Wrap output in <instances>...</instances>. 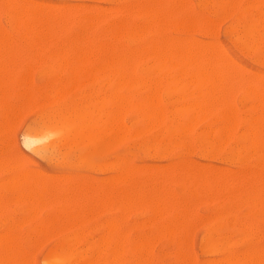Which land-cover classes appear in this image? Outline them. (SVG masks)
Returning <instances> with one entry per match:
<instances>
[{
	"label": "rangeland",
	"instance_id": "374dc122",
	"mask_svg": "<svg viewBox=\"0 0 264 264\" xmlns=\"http://www.w3.org/2000/svg\"><path fill=\"white\" fill-rule=\"evenodd\" d=\"M11 1L12 0H10V2ZM29 1L28 0H16V2H15V0H14L13 3L11 2V4H10L9 0H2V2L0 0V3H1V5H0V8H1L0 9V38L1 39L0 40H2V43H0V51L2 49V51L0 53V76H1L0 78H3V76H4L3 81H1V83H0V89H1L0 90V185L3 187V188L0 187V199L2 200V201L0 200V208H1L0 209V235L2 234L1 237L6 236V237H4V240H6V241H7L8 235H9V238H8L9 242H7V248L5 249V251H3L4 249H2L3 253H1L2 251H0V255L4 256L3 259H0V262L2 264H4V263L6 264V262L9 264V262L12 261V263L10 262V264H15L16 262H17V264H20L19 262H21V264H22V260L24 259L23 264H52L51 259H50L51 255L55 251L65 249L66 253L68 254V259H67V262L65 264H85V263L87 264V261L89 263L90 259H92V261H93V259H95V258L96 259L93 262L91 261L90 264H95V263H99V262H102V264H112L114 262V260H115L116 264H129V263L132 264L134 261H136V262H134L135 264H146V262H147V264H179L178 261H180V264H182V263L183 264H204V262H205V264H207V262H208V264H213V263H218V261H220L222 259L224 260L225 258L227 260L230 259V262L226 261V259L224 260V261H226L225 262L226 264H232L233 262L235 264H240L241 257L243 255L245 256L248 252L253 250L254 253L258 252L257 254L255 253L256 255L262 254V256H263V258H262V256L259 255V257H258L259 260L257 263L262 264V262H263V264H264V208H263L264 207V181L262 182V180H264V172H263L264 171V169H263L264 168V154H263L264 153V131H263L264 130V122H262L264 119V109H263L264 108V104H263L264 97H262L263 101H261V99H260V96H262V95L264 96V93L262 94V93L258 92L259 93V99H258L257 92L255 91L256 92V94H255L256 100H254L255 98L252 100L251 98L253 97L252 95L254 92L251 95V92H250L251 89H249V88L253 87V85H251V84H254V83H252L255 80L254 75H258V77L257 76H255V77H257V79L260 78V81L264 77V65H263L264 64V34H263L264 33V25L263 24L264 23H262V28L260 27V29H261V31H263V33L262 34L258 33L257 35L255 34L254 37H251V36L246 37V36H243L242 34H240L241 29L239 27V25H241L239 19H242L241 18L242 17L241 10L239 11V9H241L242 5H243V7H242L243 14H244L245 8H249L248 11L251 10L250 13L253 11V13L256 14V12H255L256 10L259 9L258 11H260V10L264 9V3H262L263 5L261 4L262 7H259L260 3L258 4V6L256 5L254 7H250L249 1L247 3V0H246V2H245V0H237L238 4H236V2H235V6L233 7V5L231 6V3L229 0H226V1L225 0H222V1L219 0V2H218V0H214V1L213 0H208V1L201 0L202 3H203V1L207 2V4H205V2H204L203 5L200 2V0H196V1L195 0H160V3H159V0H150V2H148V0H142V1L141 0H29ZM133 1H134V4H133ZM151 1L154 3V5L152 4ZM176 1H178V3H176ZM193 1H194V3H193ZM215 1H217V2H215ZM227 1L230 4L227 3V6H226ZM14 2L17 5L21 6V13L19 10V14L24 15V16L22 15V18L17 13L18 8L20 9V7L17 6ZM32 2L33 3L36 2L37 4L40 3V5L39 4L36 5V3L32 4ZM241 2L243 4H241ZM130 3H132V7H131ZM173 3H174V5H173ZM213 3H214L215 8L213 6ZM218 3L220 6L218 5ZM4 4L5 5L7 4V6L5 7ZM127 4H128V6H127ZM142 4H144V5H142ZM149 4H150V6H149ZM158 4H159V6H158ZM183 4H184V6H183ZM196 4H197V6H196ZM13 5L15 7V8H13L14 13H13V11L11 12ZM44 5H45V7H44L45 10L48 9L47 8L48 5L50 6V10L46 11V14H49L48 12H50V13L52 12L53 17H54V21L57 20V24H56V22L54 24V22L52 20V14L51 15L49 14L50 17L48 18V16H47L46 22L41 23V25H40V20L42 22V19L45 20L44 17H46V15H43V11L45 12V10H42V13L40 12V6H44ZM53 5H54V7L55 6L57 7V5L62 6V7L64 6L62 9L60 7V12H59L60 17L58 14L59 8L56 9V7H55V10L53 8L54 11H52L51 6H53ZM119 5H121V6L119 7ZM123 5H125L124 10H123V7H124ZM180 5H181V7H180ZM198 5H200L199 8H198ZM223 5H224V7L226 6L225 10H224ZM244 5H246V6H244ZM22 6H25L24 12L22 10L23 9ZM66 6H67V8H66ZM175 6H177V7H175ZM115 7L117 9L118 8L120 9L122 7L120 9L121 13L120 12L118 13V10L116 11L117 13H115V11H114V9L116 10ZM127 7L131 8V11H130V9H128V14H127ZM140 7L142 10L139 9ZM159 7L164 8V23H165L164 29H163V27H160L159 25H154V23H152V14L151 13H153V11ZM178 7H180V8H178ZM184 7H185V9H184ZM29 8H33L34 10H38L39 13L41 14V16H40V14L37 11V14L39 16V18H38L39 24L37 26H36L37 19L36 20L33 19V24L31 21L32 18H31V20H30V18L28 19L29 15H27V13H29V11H30ZM137 8H138V10H137ZM177 8L180 10H178ZM200 8L202 11L200 10ZM216 8L217 9L219 8V9L216 11ZM3 9H4V11H3ZM7 9L10 10V11H8V13L10 12V14L12 16L11 15L9 16V14L6 15ZM26 9H29L27 11V13H26ZM33 9H31V10H33ZM74 9H75V11H74ZM144 9H146V11H144ZM172 9H173V11H172ZM213 9H214V12H213ZM234 9H235V11H234ZM79 10H82V11H79ZM87 10H88V12H87ZM98 10L100 12L99 15L97 13ZM134 10H135V13H137L136 11H138V14H139V16H138V14H135L136 15L135 18H134L135 15H133ZM149 10H152V11L149 12ZM61 11H64V12H61ZM71 11H72V13H71ZM208 11H212V12H208ZM231 11H232V14H231ZM238 11H239V13H238ZM56 12H57V14L55 15ZM74 12H75V14H74ZM76 12H77V14H76ZM95 12L97 15H95ZM105 12H106V15H104ZM176 12H177V14H176ZM227 12L229 14V17H228ZM235 12L238 15L236 14V16H235L234 15ZM15 13H16V17H15ZM30 13H31L30 17L34 16L35 18H37V14H36V16L33 14V16H32L31 11H30ZM141 13L143 14L142 16H144V14H145V18L141 17ZM146 13H148V15ZM149 13H150V16H149ZM178 13H179V15H178ZM250 13L249 12L246 13L245 14L246 16H244L243 18H245V17L246 18L247 17H250V18L253 17L254 18L253 13L252 14H250ZM101 14H103V15L101 16ZM224 14H226V16ZM84 15H85V17H84ZM88 15L89 16L93 15V17L92 16L89 17L88 22H87L86 17L88 18ZM127 15H128V17H127ZM146 15H147V17H146ZM18 16L22 20L24 17V20L21 22V19H18L19 18ZM94 16H96V17L94 18ZM167 16H168V19H167ZM170 16H171V19H170ZM178 16H179V18H178ZM78 17H79V19H78ZM149 17H150V19H149ZM55 18H56V20H55ZM70 18H71V20H70ZM92 18H93V23H95V24L92 23V20L90 23V19H92ZM232 18H234L233 21H232ZM77 19H78V21H77ZM95 19H97L96 22H95ZM103 19H104V21H103ZM206 19H208L207 22L205 21ZM47 20H49V21L47 22ZM51 20H52V24H51ZM63 20H65V21H63ZM171 20H173V22ZM14 21H15V25L17 24L18 28L15 27ZM19 21H20V23H19ZM28 21H29V24L31 23V29H30V27L28 28L29 31H27L25 29V27L29 25L27 23ZM203 21L206 23H208V22L210 23V24H207V25H209V28H210L209 30H208L207 25L205 27L206 23L203 24ZM234 21H235V24L233 26L232 22L234 23ZM144 22H146L145 26H144ZM184 22H185V24H184ZM212 22H213V24H211ZM49 23H50V26H49ZM87 23L89 26L87 25ZM7 24H9V27H7L8 26ZM62 24L65 27H63V26L61 27ZM12 25H14V27ZM24 25H25V27L23 28ZM53 25H54V28H53ZM172 25H174V27ZM211 25H212V27H211ZM213 25H214V28L216 30H214ZM39 26L41 29H42V27H44L42 30V33L39 31L37 33V29ZM132 26H134V29L132 28ZM178 26H180V27H178ZM191 26H192V29H190ZM202 26H203V29L205 30V34H204V30L202 29ZM110 27L112 30L110 29ZM141 27L143 30L141 29ZM143 27H145V29ZM187 27H188V30H187ZM19 28H20V31H19ZM60 28L62 29L61 31H60ZM126 28H127V30H126ZM152 28H154V29H152ZM172 28H173V30H172ZM184 28L187 30V32L184 30ZM24 29L26 31H24ZM138 29H140V30H138ZM189 29H190V32H189ZM229 29L230 30L234 29V30L230 31ZM17 30H18V32H17ZM38 30H40V29H38ZM148 30H149V32H148ZM154 30H155V33H154ZM3 31H4V34L2 35ZM5 31H6V33H5ZM33 31L37 35L35 33H32ZM59 31H60V33H59ZM83 31H84V33H83ZM132 31H139L140 32V37L137 40H130V39L127 40V37L125 38V36H126L125 32L127 33V32H132ZM171 31H173L174 33ZM192 31H193V33H192ZM207 31H211L210 36L208 35L209 32H207ZM226 31H227V33H226ZM24 32H25L26 36H24ZM27 32H28V34H27ZM30 32H31V34H30ZM43 32H45L46 35L45 34L43 35ZM57 32H58V34H57ZM89 32H90V35L88 34ZM183 32H184V34H183ZM238 32H239V34H238ZM19 34H20V36H19ZM54 34H55V36H54ZM80 34H81V36H80ZM159 34H160V36H159ZM202 34H204V35H202ZM233 34H234V36H233ZM22 35L25 37V39ZM236 35L238 36V38L236 37ZM262 35H263V38H262ZM30 36H33V38L29 39ZM74 36H76V39L74 38ZM161 36L165 37V39L163 37V39L165 41H168L171 38H172V41L175 40L176 42H182L183 40L184 41L186 40V42H184V41L183 42L185 45L188 46V48H189L188 44L190 43V41L192 42V43H190V44H192V46H195V44L198 43L196 45V49H201L202 51H204L203 49H205L204 46L207 45V44L205 45V43L211 42L215 45H217V43H218V45L216 47H214V49L218 47L217 50H219V48H220L219 53L221 52V50L225 52V53L222 52V54L224 56L226 54L227 62L230 59L231 62L233 61V63L238 64L239 67H241V68H239V67L237 68V66L234 67L233 63H231V62H228L229 66L232 64L234 69L236 68L238 72H241L243 69L251 72V73H249V72L245 73L243 70L244 79L238 78V80H240V81L245 80V82H247V83H248L249 78H250L249 80H251V78H253V80L250 84L251 86L249 85V83L245 84V82L244 83H242L240 81L237 82L236 78L238 77V73H237L236 69L232 71V74L234 71H236V73H234L232 75L231 69L229 71V69L227 68V70L229 71V75L231 77H228V75H227V79H226V76H225L226 70L223 72L224 67L226 65L225 64L222 66L223 70L221 68L222 73H223V74L221 73L223 75L222 76L223 80L227 83L228 79H229V81H231V79L232 78L234 79V77H235L234 82H232L230 84V82L228 81V83L230 84V86H232V84H234V86H235L237 83L236 90H234V92H233V89H235V87L232 86L233 89H230V91H229V94H231L232 97L228 96L229 95L228 91H227V94L225 92H223V94H221L222 93L221 91H223V90L225 91L226 89L228 90V88H230V86L227 85L228 83L226 84L224 81L219 83V87L217 85L218 91H217V89H215L216 86L214 83L219 82L220 77L218 76L219 80L215 81V77L213 76L212 79H214V82H213V80H209V81L210 82L212 81L211 86H212V88L214 87V89L212 91L210 90V84H211L210 82H209L210 84L207 83L209 88H207V85H206V88L209 90L211 95H212V92H217L215 95H218V93L221 94L220 97L225 95V97L222 99V101L225 100L227 104L225 105L224 104L225 101L222 102L220 100L221 98L219 97V95H218V98H219L218 100H220V101H218L219 104H217L218 103L216 101L217 99L213 96H211V98H210V96H209L210 93L208 95H206V98H207V96H209L208 98H210V99L207 98L205 101L206 104H202V103H204V101L202 100L200 102V97H201V95H203V93H204L203 91H205V90L207 91L206 88L205 89L203 88V90H201L202 89L201 86L203 87L204 82H200L201 80L199 81V84L201 85L200 86L201 89H198L199 88L197 86L198 81H195V80H193V82L191 80L189 81V78H187L188 76H186V78L185 77L184 78L179 77V74L181 71L186 72V70L184 71L183 68H181V69L179 68L180 71H178L179 70L178 67L176 68L174 66V68L172 69V65H170V64H168L169 65L168 67H167V65H166V67H164V66H161V67L158 66L157 67L156 61L154 60L155 59L154 53H156V49L154 47H152V45L160 42V40L162 39ZM175 36H177V37H175ZM80 37H82V38H80ZM111 37H112V39H111ZM188 37H189V40H188ZM248 37H249L250 41H248ZM21 38H23V40H21ZM41 38L43 41L41 40ZM71 38H72L73 44L71 42ZM124 38L126 39L125 41L123 40ZM159 38H161V39H159ZM193 38L195 40V43H194V41H192ZM253 38H255V39H253ZM81 39H83V40L81 42H79ZM84 39L85 40L88 39L89 42L87 41L88 42L87 45L92 46L89 48V50L87 49V45H86ZM146 39H147V41H146ZM152 39H153V41H152ZM240 39L242 41H244V43L242 41L240 42ZM246 39H247V42H246ZM256 39H257V41H256ZM48 40H49L50 44L47 42ZM77 40H78V43H77ZM113 40H114V43H113ZM200 40L204 43L202 45L203 49L197 48V47H199V43L201 44ZM187 41H188V43H187ZM234 41L236 42L235 45H234ZM8 42H10V43L8 44ZM27 42H28V44H27ZM32 42H34L35 45ZM99 42H100V44H99ZM19 43H20L21 47L19 46ZM23 43H24V46H22ZM25 43H26V45H25ZM45 43L48 45V47H47V45H45ZM137 43H138V45H137ZM149 43H150V45H149ZM255 43H256V45H255ZM2 44H3V46H2L3 48H1ZM30 44H31L30 50H32L31 52H29ZM38 44H39L38 51L35 52ZM109 44H110V46H109ZM244 44L247 45V47H245ZM7 45H8V48H7ZM27 45H29V47ZM33 45H34V47H33ZM42 45H44V47H42ZM94 45H95V47H94ZM208 45L210 46V44H208ZM258 45H259V47H258ZM15 46H16V48L14 51ZM45 46L47 48L46 51H45V49H46ZM49 46H51V47H49ZM99 46L101 47V51H99ZM192 46H191V48H192ZM209 46L206 49L210 50ZM243 46H244V48H243ZM251 46H253V47H251ZM19 47L23 50L19 49ZM25 47H26V49H25ZM71 47H72V49H71ZM84 47H85V49H84ZM93 47H94V51H93ZM248 47H249V49H247ZM11 48H13V49H11ZM40 48H41V50H40ZM53 48H54V50H53ZM142 48H144V51H142ZM245 48H246V50H245ZM3 49H5V51H7V52L3 51ZM8 49L10 50V52L8 51ZM90 49H92V51H90ZM206 49H205V51H206ZM16 50H18L19 52H16ZM26 50H28V51H26ZM151 50H152V53L154 54V56L151 53ZM259 50H261V52ZM107 51H109V52L107 53ZM56 52L58 54H56ZM113 52H117V53L121 52V54L124 55L123 58L126 59V61L130 62V64H126L125 66H123L124 69H123V67L118 68L119 72L116 74L114 72H112V70L109 68H105V70H106V72H105L104 69H102L103 70L102 71L100 67H97V66H99L98 61L101 59V57L106 59V56H107V58L110 57L111 56L110 53L112 54ZM147 52H148L147 55H149V53H150L151 56L149 55V57H148L146 55ZM215 52H216V50H215ZM17 53H18V56L16 59ZM59 53H61L62 55H60ZM85 53L87 55H85ZM208 53L213 54L214 51L210 50ZM12 54L15 55V57L12 56ZM94 54H96V55H94ZM135 54H136V57H135ZM73 55H74L75 59H74ZM223 55H222V58H223ZM262 55H263V57H261ZM3 56H6V59H5V57L3 58ZM9 56H11V57H9ZM41 56H42V58H41ZM82 56L84 57V59ZM142 57H143V60H141ZM260 57L262 58V60ZM30 58H32L31 59L32 61H30ZM38 58L40 61L39 62L40 66L38 64ZM60 58H63V59L66 58V59L65 60L61 59L60 61H58ZM216 58H217V56H216ZM218 58H219V56H218ZM11 59L13 60L12 64H11V62H12ZM3 60L5 61L4 66L2 64ZM16 60H17V62H16ZM19 60H20V62H19ZM35 60H37V61L35 62ZM77 60H78V62H77ZM87 60L88 61L90 60L88 64H87V62H88ZM25 62H27L28 64ZM60 63H61V65H60ZM62 63L64 64V66L62 65ZM136 63H137V66H135ZM138 63H139V65H138ZM146 63L148 66H146ZM224 63H225V61H224ZM8 64H10V65L7 67ZM35 64H36V66H35ZM55 64H57V66ZM1 65H2V68H1ZM11 65H13V68L11 69V72H10ZM218 65L221 67L220 64H218ZM14 66H15L16 72L14 71ZM37 66H39V68ZM79 66H81L80 69H79ZM127 66H128V69H127ZM3 67H4V71H3ZM5 67L8 68V75L10 74V76L12 78V79H10V76H9L7 78L8 81L6 80V83L4 82L6 74H7V69H6V74H5ZM55 67H57V68H55ZM149 67H150V69H149ZM156 67H157V70L159 69L158 71H160V72L157 73V71L155 70ZM217 67L218 66L216 65V69H215V67H213L214 69L212 68V70L214 72H216L218 69ZM95 68L99 69V72ZM166 68H168L169 70ZM170 68H171V70H170ZM63 69H64V71H63ZM66 69H67V71H66ZM147 69H148V72H147ZM24 70H25V72H24ZM73 70H74V72H73ZM123 70H124V72H123ZM139 70H140V73H139ZM153 70H154V72L152 74ZM167 70H168V72L170 71L169 72L170 76H168ZM192 70H188L187 73L188 74H190V72L192 73ZM13 71H14V74H13ZM37 71L38 72L40 71V72L37 73ZM130 71H131V73H130ZM163 72L165 73V76H164ZM172 72H173V74H172ZM28 73H29V75H27ZM111 73H112V77H110ZM119 73H120V75H119ZM150 73H151V77H153V78L150 77ZM155 73H156V75H155ZM162 73H163V75H162ZM1 74H3V76ZM36 74H37V76H36ZM40 74L41 75L43 74L42 75L43 77ZM124 74H125V76H123ZM216 74H217V72H216ZM219 74H220V72L218 70V75ZM227 74H228V72H227ZM38 75H40V76L38 77ZM106 75H108V76L106 77ZM159 75H160V77H159ZM161 75H162V77H161ZM242 75H243V73L240 74L241 77H242ZM259 75L261 77H259ZM24 76H26L27 81L22 80V79H24ZM64 76L66 79L64 78ZM115 76H116V80H117L116 83L118 82L117 84L114 82ZM177 76L179 79L177 78ZM108 77H109V79H108ZM140 77H141V79H140ZM20 78H22V79H20ZM38 78H39V80H38ZM76 78H77V81H76ZM110 78H112V79H110ZM172 78H174V79L176 78V81L173 82L174 79L172 80ZM182 78H183V80L181 81ZM216 78H217V76H216ZM58 79H59V81H58ZM67 79L69 82H67ZM122 79L124 80L123 81L124 85L121 86V88H120V82H122ZM127 79H128V81H127ZM17 80H19V81H17ZM51 80H52V82H51ZM130 80H131V82H129ZM165 80H167L169 82L166 81V83H164ZM105 81H106V83H105ZM137 81H138V83H137ZM141 81H142V84H144L146 82L145 85H139L138 86V84H140ZM156 81H157V83H156ZM170 81L172 82V84L174 83L173 84L174 86L172 84L170 85ZM178 81H179L180 85L178 84ZM257 81H259V80H257ZM21 82H22V84H21ZM123 82H122V84H123ZM126 82H127V84H125ZM205 82H207V81L205 80ZM62 83H63V85H62ZM183 83L189 85V87H184L185 91L183 90V86H182ZM224 83H225V85H223V87H221L222 86L221 84H224ZM240 83L242 84V86ZM1 84H2V86H1ZM102 84H103V86H102ZM148 84H149L150 90H151V91L149 90V92L151 93V92L156 90L155 97L158 100L160 99L159 102H158V100H156V103H155V97L153 98V100H152L153 103L151 102L153 107L149 106L150 105V101H149L150 94L147 92L148 87H149ZM159 84H162L160 86V88H159ZM192 84H195V87L196 86L198 87L196 89L198 93H200V92L202 93L201 95L198 94L197 98H196L197 92L195 90V87L192 86ZM238 84H239V86H238ZM255 84L258 85V82H256ZM259 84H260V82H259ZM127 85H128V88H130V89L127 88ZM248 85H249V87L247 90H249V96L250 97H248V96L246 97L247 90H246V92L244 90L247 88L244 86H248ZM260 85L262 86V88H260V91L263 90V92H264V88H263L264 80L261 81ZM44 86H45V89H44ZM134 86H135V88H133ZM136 86H138V87H136ZM167 86H168V88H167ZM170 86L173 87V90ZM225 86H226V89H225ZM19 87H20V89H19ZM56 87H57V89H55ZM103 87H106V88L103 89ZM139 87H144V88L139 89ZM146 87H147V89H146ZM156 87H157V89L154 90V88H156ZM169 87H170L171 91L174 92V94H173V92L170 93L171 91H168ZM24 88H25V90H24ZM62 88H63V90H62ZM113 88H115V89L113 90ZM126 88L128 90V93L126 92L127 91ZM177 88H178V90H175ZM186 88H187V92H186ZM258 88H259V86H258ZM132 89H133V91H132ZM255 89H257V87H255ZM34 90H37V91L35 92ZM102 90H103V92H102ZM140 90H142V91H140ZM192 90H193V92H192ZM231 90H232V92H231ZM23 91H25V93ZM38 91H42L44 96L42 95V92L39 93ZM58 91H59V96L57 93ZM60 91H61V93H60ZM65 91H66V93H65ZM106 91H107V93H106ZM124 91H125V93H124ZM163 91H165V94L162 93ZM167 91L169 92L168 97H166L167 96L166 93H168ZM243 91H244V93H242V95H241V92H243ZM9 92H10V94H9ZM50 92H51V95H50ZM157 92H158V95H157ZM5 93H6V96H5ZM27 93H28V95H27ZM47 93H49V95H50L49 97H48ZM187 93H188V95L186 97ZM234 93H235V96L233 97ZM18 94H20L19 97H18ZM35 94L37 95V97ZM105 94L107 96V99H106ZM108 94L110 96L112 94L115 97V99H116V95H120L122 98L120 97V101H119V99L117 97V99H116L117 101H116L113 98V96H111V99H110V96H108ZM144 94L146 95V98H145ZM163 94L165 96H163ZM103 95H104L105 99H103L104 98ZM24 96H26L25 97L26 100L25 99L23 100ZM60 96H62V97L60 98ZM77 96L79 97L80 101H79ZM92 96H93V98H92ZM180 96H181V98L183 97V99H181ZM101 97H103V98H101ZM142 97H143V101L145 100L146 103H145V101L142 102ZM162 97L164 98V100ZM178 97H179V100H177ZM193 97H194V100H193ZM29 98H30V100H29ZM41 98L43 100H41ZM99 98L101 99V101ZM147 98H148L149 105L147 104L148 103ZM184 98L186 99V101ZM203 98L205 99L204 95H203ZM212 98L215 99V101L217 102L216 104H215L214 99H212ZM48 99H50V100L48 101ZM102 99H103V102H102ZM126 99H127L128 103L126 102ZM134 99H135V101H134ZM239 99H240V101H239ZM71 100H73V101L71 102ZM136 100H137V102H136ZM175 100H177V101H175ZM182 100H183V102H182ZM207 100H208V102H207ZM241 100H242V102H241ZM22 101H23V103H22ZM74 101H75V103H74ZM93 101H95V103ZM210 101L213 102V106L211 104L212 102L209 105V107L211 109L213 108L212 109L213 112L210 111L212 113H208L210 109L207 105ZM7 102L10 105H8ZM19 102H20V104L22 103V105H21L22 107L19 105ZM26 102L29 104H27ZM76 102H78L77 105H76ZM97 102H99V103L102 102L103 107L100 108V105H102V104H99ZM138 102H139V106H138V110H137ZM195 102L197 104H195ZM240 102H241V105H240ZM38 103H40V105ZM69 103H70V105H69ZM124 103H125V108L127 106L126 109L124 108V105H123ZM134 103H137L135 105V107L133 106ZM144 103H145V105L148 106L147 111H146L147 106L145 108V105L144 106L142 105ZM171 103H173V104H171ZM199 103H200V106H198ZM220 103L223 104V107L225 105L224 109H222V105ZM243 103H244V105H243ZM6 104H7V106H6ZM73 104L76 105L75 109H73ZM95 104H96V106H95ZM156 104H157V106H156ZM158 104H159V106H158ZM180 104H182V107ZM185 104L188 108L190 106L189 111L184 106ZM257 104H258V106H257ZM60 105L63 108H61ZM111 105H112V107H111ZM114 105H115V107H114ZM160 105L163 106L164 108H167V109L170 108V109L168 111H167V109H165V111H164L165 113H164L161 110L163 107L161 108ZM170 105H171V107H170ZM178 105H180L181 110H176V107H178ZM217 105H218V107H217ZM229 105H230V107H229ZM252 105L254 107H252ZM40 106H41V108H40ZM66 106L69 109H67ZM98 106H99V110H98ZM154 106L156 108H158L159 112L161 111V114L159 113V115H160L159 117L156 114H155V116L151 114L152 110L150 109V107L153 109ZM192 106H193V110L195 111V113L197 112L196 113L197 116L193 110H190ZM206 106H207V108H206ZM214 106L216 107L215 110L218 108V112H220V115H218L219 113L217 114V112L214 110ZM13 107H14V109H13ZM59 107H60L61 113L59 111ZM84 107H85V109H84ZM95 107L97 108V110L95 109ZM129 107H131L132 109H130ZM142 107H144L143 108L145 111L144 113L142 112V109L141 110L139 109ZM184 107H185V109L182 110V108H184ZM77 108H79L80 114H79V112H77V110H78ZM118 108H119V110H118ZM164 108H163V110H164ZM197 108H199L198 111H197ZM200 108L202 111L200 110ZM220 108L222 109V111L223 110L225 111V109H226V113H229V116H228L229 120H228L227 124L223 123V120L221 117V111L219 110ZM256 108H258L257 111H256ZM32 109H33V111H32ZM57 109H58V111H57ZM88 109H91V110L93 109V111L90 112V110H89V114H88ZM112 109H113V111H112ZM114 109H115V111H114ZM116 109H117V113H116ZM127 109L129 111H127V113H125V115H124V112H126ZM149 109H150V111H149ZM206 109H208L207 113H204L205 115H202L203 110L206 111ZM232 109H233V111H232ZM237 109L241 110V112L239 111V114H238ZM13 110H14V112H13ZM68 110H70L72 112L73 116H74V114H73L74 111H76L77 112L76 117L79 116V120L77 119L76 122L72 123L73 125H71V126H70V123L67 126H64L63 125L64 122L57 115L62 114L63 116L64 115L66 116ZM170 110H172V113ZM173 110L175 112H173ZM185 110H187V112H189V114ZM228 110H230V112H228ZM45 111H47V112H45ZM94 111L95 112L98 111V112L95 113V115H94ZM107 111L108 112L110 111L109 113H111V115H110L111 120H112V117L117 119V120L114 119V121L117 122L118 126L120 125L119 126L120 138H119L118 142L116 143L117 138L115 139L114 134L111 133L112 131H110L111 135L109 132L106 133V136L108 137V135H109L110 139L107 138L105 136V134H103L102 137L98 136V138H100L101 141H103L105 139L104 143L108 142L106 140H109V143L112 142L111 136H113L114 138L112 137V139H113L112 143L113 144H111L112 146H110V147L108 146V144H105V146H104L103 142H102V146H104V147L101 146V149H103V148H106V149H105V151H104V149L100 150L97 153V149H95L96 146L93 147L92 143L90 141L94 140V138L96 137L95 141L98 142L97 141L98 140L97 135H101L103 133V132H101V130H102L101 128L104 127L105 120H106L105 119L106 116L103 117V114H105ZM148 111L150 112V114L148 113ZM260 111H261V113H260ZM8 112H9V114H8ZM29 112H31V113H29ZM100 112H101V114H100ZM113 112H114V114H113ZM121 112H123V115ZM183 112H184V114H183ZM198 112L200 113V115ZM82 113L84 115L86 114L85 118H82V116L84 117V115ZM170 113L172 116L170 115ZM5 114L7 116H5ZM13 114H14V116H13ZM36 114H37V116H36ZM81 114H82V116H80ZM96 114H97V116H96ZM119 114L121 116L120 120H119V118H117ZM137 114H138V118L140 115H142L143 119L142 120H141V118L138 119ZM207 114H208V116H207ZM250 114H251V116H250ZM15 115H16V117H15ZM144 115L146 116V118H148L150 120V123L152 120V124L149 123V120L147 122L145 121V119L143 117ZM150 115H152L154 118H152V116H150ZM189 115H190V117L193 116L192 120H191V125H190V121L188 122V119L190 118V117L188 118ZM235 115L239 117V118L237 117V120H236ZM245 115H246V117H245ZM41 116H42V118H41ZM56 116H57V118H56ZM186 116H187V119H186ZM194 116H195V119H194ZM210 116H211V118H210ZM241 116H242V118H241ZM100 117H101V120H99ZM177 117H179V118H177ZM12 118H14V119H12ZM93 118H95V120ZM166 118H168L167 121H165ZM251 118L255 124H253V121L251 120ZM84 119H85V121H84ZM178 119H179V121H178ZM248 119H249L250 125L247 123ZM8 120H9V123H8ZM86 120H87V122H89V124L86 123ZM143 120H144L145 125L147 124L148 130L147 129L146 130L148 132L145 130L146 126L144 127ZM186 120H187V127L189 128V129L188 128L186 129L187 132H186V130H184L186 127V125H185ZM194 120H195V122H194ZM250 120H251L252 124L250 123ZM10 121L12 122V124ZM60 121H61V123H60ZM114 121H112V122H114ZM192 121H193L194 125H193ZM78 122H79V124H78ZM173 122L177 126H174ZM177 122H179V124ZM98 123H101L100 124L101 128H100V125ZM216 123H217V125H216ZM261 123H262V126H261ZM122 124H123V127H122ZM156 124H159V126ZM219 124H220V126H219ZM45 125H46V129H45ZM125 125H126V127H125ZM151 125H153V128L151 127ZM180 125H182V127L184 129H181ZM256 125H258L257 129H256ZM51 126H52V128H51ZM113 126H114V124L112 123L111 128H113ZM253 126H254V128H253ZM260 126H261V131H260ZM47 127H48V129H47ZM91 127H93L94 129ZM177 127H180V128L178 129ZM213 127H214V129H213ZM217 127H218V130H216ZM221 127H222V132H221ZM223 127H225V128L223 129ZM248 127H249L250 131H249ZM143 128H144V130H143ZM161 128H164V129L160 130ZM258 128H259V130H258ZM122 129H124L126 131H122ZM141 129H142V132H141ZM157 129H159L160 131ZM171 129H172V132H171ZM173 129L175 130V132L173 131ZM52 130H54V131H52ZM72 130H73V134L75 135L74 137H76L74 140H72L73 135L70 137V133L72 134ZM242 130L243 131L245 130L244 133ZM132 131L134 132L135 136H131L133 133ZM155 131H157V132H155ZM179 131H180V136H182L181 139L179 136ZM230 131L232 132V134ZM241 131H242V133L240 134L239 132H241ZM37 132L39 133V135H41L40 137H42V138H40L41 140L39 141L38 145L36 146L35 144H37V143L31 144L30 140L33 139L35 134H38ZM89 132L92 133L91 139H88L87 135H86ZM121 132H122L123 138H121ZM135 132H136V134H135ZM140 132H141V134H140ZM154 132H155L156 140L159 139V142L157 144L154 143L155 138H153V136H151L152 134L154 135ZM194 132H196V133H194ZM247 132H248V134H247ZM251 132H252V134H251ZM261 132H262V135H261ZM64 133H65V136H64ZM160 133H161V135H159ZM169 133H171V134H169ZM199 133H200V135H199ZM253 133H255V134H253ZM79 134L81 135V138L83 137L82 140L79 138ZM82 134H85L86 136L82 135ZM123 134H125V136ZM128 134H130L129 136H131V138H129ZM168 134L170 135V137ZM172 134H173V136H171ZM194 134L196 135L198 141L196 139H195V141H193L194 140L193 138H195ZM165 135H166V137H165ZM206 135L208 136V138ZM229 135H230V138H229ZM247 135H248V137H247ZM183 136H184V138L187 137V139H183ZM243 136H245V137H243ZM260 136H261V138H260ZM62 137H63V139H61ZM68 137H70L71 140H70V138L68 139ZM199 137H200V139H202V137H203V140L199 141ZM219 137H221V139ZM242 137L244 138V140L245 139L246 140L244 141ZM249 137H250V140H249ZM258 137H259L260 141H259ZM43 138H44V141H43ZM65 138H66V140H65ZM146 138L149 139V140H147V142H146ZM151 138H152V141H151ZM210 138H212V139H210ZM236 138L237 139L239 138V139L236 140ZM8 139H9V142H8ZM78 140L80 141V143ZM100 140H99V142H101ZM163 140H164V142H162ZM169 140H171V141H169ZM172 140H173V143L176 141L175 146H176V143L178 142L180 147H175L172 144ZM209 140L210 141L213 140V142L211 141V143H210ZM254 140L255 141L257 140V141L254 142ZM95 141H94V143H95ZM167 141H168V143H167ZM192 141H193V143H192ZM196 141H197V143H196ZM223 141H224V143H223ZM250 141H252L251 144H250ZM53 142H54V144H53ZM81 142L83 144H81ZM99 142H98V144H99ZM149 142H151V143H149ZM169 142L171 143V145L169 144ZM205 142L208 145H206ZM258 142H259V144H258ZM55 143L57 145H55ZM67 143H69V144H67ZM181 143H182V146H181ZM212 143H213V145H212ZM222 143H223V145H222ZM254 143H255V146H254ZM183 144L186 146H183ZM199 144H200V146H199ZM235 144H236V147L238 148V151L235 147ZM240 144H241V146H240ZM244 144H247L249 146L246 145L244 147ZM46 145H47V148H46ZM66 145H68V146H66ZM76 145H77V147H75ZM87 145L89 147L88 153H87V148H85V147H87ZM95 145H97V143H95ZM147 145L148 146L150 145V148L152 149L153 155L151 154V149L145 150ZM187 145H189L190 147ZM217 145H218V147H217ZM220 145L222 146L221 148H220ZM250 145H251V147H250ZM262 145H263V147H262ZM91 146H92V148H91ZM137 146H138V149H137ZM163 146H165V147L161 148ZM173 146H174V149L172 148ZM252 146H254V147L252 148ZM70 147L72 149H69ZM166 147H167V149L165 150ZM168 147H169L170 151H169ZM208 147H209V150H207ZM241 147H243V148L241 149ZM98 148H99V146H98ZM184 148H187V149H184ZM189 148H192V149L190 150ZM218 148H219L220 152L218 151ZM171 149H173V150H171ZM54 150H55V152H54ZM91 150H94L93 152L95 155L94 154L92 155ZM164 150H165V152H163ZM213 150H215V151H213ZM243 150H244V152H243ZM89 151L91 152L92 156H89ZM146 151H147V153H146ZM167 151H168V153H166ZM211 151H212V153H211ZM231 151H233V152H231ZM160 152L163 155L160 154ZM208 152H210L211 155L208 156V154H209ZM227 152H228V154H227ZM236 152H237V154H236ZM247 152H248V154H247ZM82 153L84 154V157H86L84 159L86 162L83 160L78 162L79 159H82L81 158ZM215 153H216V155H215ZM231 153H233V154H231ZM62 154H64V155L62 156ZM150 154H151V157H150ZM261 154H262V156H261ZM249 155H250V157H249ZM163 156H165V157H163ZM225 156H228V158ZM230 156H232V157H230ZM243 156H245V158H242ZM74 157H76V159ZM209 157L210 158L212 157V158L210 159ZM247 157H248V159H247ZM223 158H224V160H223ZM231 158H232V160H231ZM227 159L231 163L228 162ZM240 160H242L243 162L241 161L242 163H240ZM185 161H186V163H185ZM89 163L94 164V166H92L91 164H90V166H88ZM109 163L113 164L116 167L111 166ZM194 163H196V164H194ZM79 164H80V166H79ZM107 164L110 166H108ZM184 164L186 165V167H188L187 168L188 171L191 170V172L189 171V173H191L192 177L190 176L188 171H186L187 172V174H186V172H185L186 168H185ZM187 164L189 166H187ZM191 164H193V166ZM253 164H255V165H253ZM176 166H177V168H176ZM179 166H180V170H179ZM190 166H192L191 169H189ZM112 167L114 169L111 170ZM147 167L149 168V171H148ZM174 167H175V170H174ZM193 167L194 168L196 167L195 168L196 170L198 168L199 169L198 171H201V169H202V171L200 173V177L196 173V170L194 172ZM255 167H256V169H255ZM124 168H125V170H124ZM162 168H163V172H162ZM219 168H222L221 169L222 173H223V169H224V171L227 170L226 173H228V171L231 172L230 173L231 175L228 173L229 176L228 175L226 176L225 172H224V174L220 173V174H222V175H220V177L221 178L223 177L222 178L223 182L221 181V178H219V173H218V171H220ZM252 168H253V170H252ZM136 169H138V170H136ZM153 169L155 171H153ZM209 169H210L209 172H211V171H213V173L217 172V175H218V176L217 175L215 176V174L210 173V175L213 174L212 176H213V178H215V179L212 178L211 182L208 181V178L210 176L209 173L206 174V171ZM119 170L120 171L123 170L122 173H120ZM126 170H128V172H127L128 175L126 174V177H125ZM150 170H152L151 172H152V174H154L153 175L154 178H152L153 176L150 174ZM156 170L159 172V174L157 173ZM172 171H173V173H172ZM180 171H181V174L183 171L185 172L186 175L182 174L184 178L180 177L181 176V174H179ZM204 171L206 174L205 179H204L205 174L203 173ZM130 172L132 175L130 174ZM140 172H142L143 174L141 175ZM176 172H178V173H176ZM252 172H254V173L252 174ZM259 172H260L261 176H260ZM38 173H40V174H38ZM118 173H119V176H116V175H118ZM133 173L135 174V176L133 175ZM139 173H140V175H139ZM164 173H166V175H164ZM234 173L237 175L238 179H235V180L233 179V181H234V183H233L231 181L232 180L231 178L236 177L234 175ZM256 173H257V175H256ZM33 174H35V175H33ZM148 174H149L150 178L147 176ZM167 174H169V175L172 174L171 177L169 176L170 179L168 177H166ZM176 174H179L180 176L179 175L176 176ZM193 174H195V176ZM196 174H197V176H196ZM240 174H241V176H240ZM120 175L122 176L123 179L122 178L120 179V177H121ZM138 175L140 177H138ZM161 175L164 176V178ZM207 175H208V177H207ZM130 176H131V178H130ZM143 176H144V179H143ZM111 177L116 178V181L114 180V178L111 179ZM157 177H158V183H160V181L162 180L161 181L162 184H160L161 187H160V185H157V180H156ZM165 177L168 179H166ZM173 177H176V180L171 181V179ZM193 177H194V179H193ZM195 177L197 178V180H196L197 183L195 182V179H196ZM225 177H226V179H225ZM248 177H249V179H248ZM128 178H130L129 184L127 183V181H129ZM133 178H134V180H132ZM135 178L137 180H135ZM148 178H149V180H148ZM177 178H178V183H177ZM179 178H180V182H179ZM185 178H186V182H185ZM239 178H240V180H239ZM251 178H253L254 181H253V179L251 180ZM34 179H35V181H33ZM41 179L43 182L40 181ZM138 179H139V181H138ZM187 179H188V183H187ZM216 179L218 181H216ZM219 179H220L221 183H219ZM223 179H225V180H223ZM25 180L29 181V183L27 182V184H25L26 183ZM146 180L148 181V183ZM189 180H191V183L195 182L196 185L193 183V186H192V184L190 183ZM209 180H211V179L209 178ZM213 180H214V183H213ZM32 181L35 182L34 183L35 185H36V182H38V183L42 182V183L39 185L37 183V186H34L33 183H31ZM123 181H125V183H127L126 188H128L129 185H130V187H133L132 188L133 190L130 189V187H129V189L132 191V192H130V195H131L130 200H129L130 195L128 196L130 190L129 189L128 190L122 189L125 186V183L123 184ZM150 181L152 183H150ZM181 181L183 183H181ZM230 181H231L232 185H231ZM252 181H253V183H251ZM8 182H10V184H8ZM115 182H116V184H115ZM118 182H119V184H118ZM121 182H122V184H121ZM164 182H166V183L164 184ZM173 182H175L176 185ZM201 182L204 184H201ZM235 182H236V184H235ZM237 182H239V183H237ZM243 182H244V184H243ZM136 183H137V185H136ZM167 183L169 184L168 189L166 188V186H168ZM215 183H216V185H215ZM4 184H5V187H4ZM134 184L137 186V188ZM140 184L143 187L142 186L140 187ZM207 184H208V186H207ZM213 184L216 187V190H215L216 192L215 191L213 192V189H215ZM217 184H218V186H217ZM221 184H223V187ZM237 184L238 185L240 184L239 187L237 186ZM31 185L34 187H32ZM127 185H128V187H127ZM144 185H147L148 187L151 185L150 186L151 188H146L147 186L145 187ZM183 185H184V187H183ZM9 186L11 189H12V187H14L12 189V191L8 188ZM24 186H25V188H23ZM42 186H43V191L41 193V187ZM121 186H123V187H121ZM219 186H220V188L218 189ZM233 186H235V187L233 188ZM248 186L251 187V188L249 187V191H248V189H246V188H248ZM26 187H27V189H26ZM74 187H75V189H74ZM84 187H86V189ZM188 187H189V190H187V191H190V192L187 193L186 188H188ZM258 187L260 189H258ZM28 188H29V190H28ZM32 188H33V192L30 191V190H32ZM78 188H80V189L78 190ZM103 188H104V190H103ZM152 188H154V189L152 190ZM155 188H158V189L155 190ZM204 188H205V190H204ZM225 188H226V190H225ZM1 189H2V191H1ZM14 189L16 190V192ZM24 189L27 192L26 195H25ZM44 189H46V191H44ZM111 189H112V191L110 192ZM116 189H118V191H116ZM197 189H198V191H197ZM223 189H224V191H223ZM237 189H238V192L241 193L240 194L241 196L236 191ZM261 189H263V190H261ZM5 190L7 193L5 192ZM34 190L37 192V194ZM60 190H62V191H60ZM67 190H70L69 191L70 194H69V192H67ZM85 190H86V192H85ZM107 190L109 191V195H108ZM145 190H147V191L144 192ZM157 190H159V191H157ZM164 190H165V192H164ZM229 190L231 193H229ZM253 190H255V191L253 192ZM8 191H10V193L12 192L11 197L13 199H11L10 193ZM22 191H24V194L22 193ZM57 191L58 192L60 191V193L65 192L66 198H65V196H63V198H64V200H63L62 195H65V194L64 193H61V194L57 193ZM82 191H83V194H81ZM101 191H102V193H101ZM139 191H140V197H139V193H138ZM167 191H168V194L166 193ZM206 191H207V193H206ZM227 191H228V193H227ZM18 192L23 195L22 196L20 194V196H22V199L23 198H29V199L24 200L26 202V204L24 201L22 202V199H21L22 204L20 203V199H18L19 198ZM116 192H119V193H116ZM143 192L145 193L144 194L145 200H144V198H142ZM153 192L154 193L156 192L155 194L157 196H155V194ZM161 192H163V195L159 197V194L160 195L162 194ZM169 192L171 194H169ZM43 193H45V195ZM55 193H56V195H55ZM106 193H107V196H106ZM110 193H111V195H110ZM141 193H142V195H141ZM152 193H153V195H152ZM172 193H173V195H172ZM244 193H245L246 197L243 195ZM255 193H257V194H255ZM31 194H32V196L29 197ZM40 194L42 197L40 196ZM59 194L61 196V198H60L61 200H59V197H60ZM103 194H104V198L106 196L105 200L103 199ZM124 194H125V196H124ZM133 194H134V196L136 194L138 195L137 196V197H139L138 201H136L135 199H132ZM146 194L147 195L149 194V196L146 197L147 196ZM228 194H229V196H228ZM258 194H260V195L258 196ZM43 195L46 197H44ZM72 195H73V198H72ZM100 195H102L101 196L102 199L100 200L101 202L99 201ZM168 195L170 196V198H168L169 197ZM176 195H177V197H176ZM183 195H185V196H183ZM219 195H221V198L219 197ZM250 195H251V197H250ZM252 195H253L254 201H253ZM16 196H18V198ZM56 196H59V197H56ZM163 196H165L167 198L166 199L167 201L163 199L164 198ZM255 196H256V199H255ZM32 197H33V199H32ZM50 197H51V199H50ZM127 197H128V199H127ZM149 197H152L151 198L152 200L149 199ZM155 197H156V199H155ZM161 197H162V201L164 203H161V201H160ZM229 197H230V199H229ZM236 197L238 199H236ZM247 197H249L248 200H247ZM4 198H5V200H4ZM56 198H58L57 202H56V200H57ZM87 198H89V200H87ZM141 198L143 201L141 200ZM147 198L149 199V200H147L148 202L151 200L149 204H148V202L145 203ZM158 198H159V200H158ZM172 198H173V200H172ZM174 198L175 199L178 198L177 200H180V202L177 201L176 204H180L181 201L183 203L184 199L186 200L187 205H186V202L184 204L185 210L183 208L184 205L182 203L180 205L181 208L183 209V213L181 212L182 209H179V210L177 209L178 207L180 208V206L174 204L175 203ZM244 198H245V200H244ZM258 198H260V200H258ZM14 199H17L19 201H16L14 203ZM30 199H32L34 202H32V200H30ZM78 199H79V201H78ZM110 199H111V201H110ZM232 199L234 200V202L232 201ZM48 200H50V201L48 202ZM155 200H157V203L160 202L162 206H160V204H159V206H157L156 209H154L155 205H153V203L155 202ZM226 200H227V202H226ZM251 200H252V202H254L253 205L250 204ZM53 201H54V204L52 203ZM95 201L97 203L99 201V205H98L99 209H98V207L96 205L97 203ZM125 201L126 202L129 201L130 204L128 202H127V204L132 205V206H129L130 207L129 210H127V209L124 210V207L123 208H121L122 206L120 207L121 203L123 205H125V207H126ZM228 201H229V203H228ZM256 201H257V203H256ZM35 202L36 203L38 202L39 204L41 203V206H38V203L35 204ZM71 202H73V203H71ZM78 202L80 204L82 203L81 206L84 205V207L81 208V206H80V204H78ZM107 202H108V204H107ZM112 202L114 203L113 206H112ZM166 202H168V203L174 202L173 203L174 205L171 203L169 205ZM217 202H218V204H220V206L217 204ZM230 202H232V203L230 204ZM8 203H9V205H7ZM11 203H14V204H11ZM92 203L94 206L92 205ZM101 203L103 204V206ZM52 204H53V206H52ZM72 204H73V206H71ZM155 204H156V202H155ZM254 204H255V206H254ZM61 205H63V206H61ZM163 205H164V207H166L165 208L166 210L169 209L168 212H166ZM167 205H169V207ZM69 206H71V209H69ZM189 206H190V209H188ZM3 207H7V209H4ZM30 207L34 208V210L32 209L30 211ZM66 207H68L67 208L68 212L66 211ZM76 207H78L79 211H78V209H76ZM150 207L154 210H157L156 215H155L154 211H152L150 209ZM158 207L161 210V212L158 210ZM111 208H112V210L110 211ZM261 208H263V209H261ZM9 209H11V211ZM105 209H107L106 211L108 213L105 211ZM163 209L165 210L164 212H163ZM259 209H260V211H259ZM12 210H13V212H12ZM190 210H192V211H190ZM14 211H15V213H14ZM158 211H159V213H158ZM176 211H177V213H176ZM71 212H72V214H71ZM74 212H76V213H74ZM173 213H176V214H173ZM225 213H226V215H225ZM170 214H172V215H170ZM183 214L186 215V217ZM193 214H194V216H193ZM221 214H222V216H221ZM51 215L53 217H50ZM158 215L161 218H158L157 217ZM174 215H176V216H174ZM187 215L190 217H187ZM9 216H10V218H9ZM57 216H58V220H57ZM65 216H67V218ZM72 216H73V220H72ZM167 216L169 219L167 218ZM47 217L49 218V221H47L48 220ZM114 217H116V221H115ZM121 217H122V219H121ZM6 218H8V219H6ZM119 218H120L122 224H120V220H118ZM170 218H172L173 220ZM175 218H177L176 221H175ZM44 219H46V220L44 221ZM231 219H232V221H231ZM8 220L9 221L11 220V222L9 223ZM12 220H14V221H12ZM75 220H76V225H75ZM122 220H124V221H122ZM182 220H184L185 222ZM73 221H74V224H73ZM12 222L14 223V225L16 222V224H17V225H15L16 228H13L14 225L12 224ZM52 222H54V223H52ZM116 222L117 223L119 222L118 223L119 227H117L118 225L116 224ZM164 222L167 225L166 228H165V226H162V224L164 225ZM221 222H222L223 226L220 225ZM237 222L239 225H237V227H236ZM249 222H250V224H249ZM107 223H109V224L115 223L113 230H112V225H111L110 231H107V230H109L108 229L109 225H107ZM155 223L157 224V226L155 225ZM179 223L181 224V226ZM3 224L5 227L3 226ZM8 224H9V226H8ZM10 224L12 225V227H10ZM43 224L45 225V228H44ZM48 224H49V226H48ZM70 225H71L70 229L67 230ZM212 225L214 227H212ZM227 225H230V226H227ZM2 226L4 228H2ZM6 226L8 227V231H7ZM121 226H122V228H121ZM171 227H172V229H173V227L175 229V230L173 229V233H172ZM235 227H236V229H235ZM241 227L243 230L241 229L242 231L240 232ZM244 227H245V229H244ZM115 228H116V230H114ZM117 228H119V231L122 233H124V231H125V234H124L125 239H124L122 233H120L121 235L119 234V236H118V232H116ZM169 228H170L171 232L168 231ZM162 229L164 231H162ZM165 229H167L168 233L167 232L166 233L168 235L164 234ZM212 229H214V230H212ZM216 229H217V231H216ZM180 230H181V232H180ZM185 230H186V232H184ZM243 231H245V232H243ZM107 232L110 233V236H109V234H106ZM112 232H114V233L111 234ZM159 232H160V234H159ZM237 232H239V234H237ZM5 233H6V235H5ZM7 233H9V234H7ZM157 233H158V235H157ZM213 233H214V235H213ZM3 234H4V236H3ZM154 234H155V236H154ZM161 234H163V235H161ZM183 234H184V236H183ZM208 234H210L212 237L209 236ZM111 235L113 236L112 237L113 240H111ZM220 235H221V237H220ZM105 236H106V238H105ZM108 236H109V238H108ZM138 236H140V237L143 236V237L141 239H138ZM151 236H152V239H151ZM180 236H182L183 240H185V241H183L180 238ZM204 236H206V237H204ZM78 237H80V238H78ZM119 237H120V239H119V243H118L117 240ZM145 237H147V239L150 238V240L145 241L146 240ZM177 237H178V239L176 240ZM185 237H186V239H185ZM191 237H192V239L190 240L189 238H191ZM207 237H208V240L204 239ZM68 238H69V240L71 239L69 243L66 242V239H68ZM104 238H105V240L108 239L109 241L108 240L103 241ZM134 238L138 241L137 243H136ZM157 238H158V240H157ZM179 238L181 239V241ZM236 238H238V239H236ZM101 239H102V241H101ZM187 239H188V245L189 246L186 245L187 247H185V244H187ZM240 239L241 240L243 239V241H241ZM139 240H140V243L143 241L144 245H143V243L140 244ZM210 240H215V241L221 242V244H223V248L224 247L225 248L221 249L220 251H218L216 253H212L211 251H209L208 249L205 248L206 243ZM13 241H14V243H13ZM222 241L223 242L225 241V242L223 243ZM253 241H255V242H253ZM102 242L105 245L101 244ZM181 242H184V246ZM9 243H10V248L8 247ZM113 243H114V245H113ZM138 243H139V246H138ZM176 243H177V245L175 247ZM180 243H181V245H179ZM15 244L18 245L17 247L19 249L18 248L16 249ZM69 244H70V246H69ZM115 244H116V248H115ZM112 245H113V247H112ZM136 245L138 247V248H136L137 251L135 250V247H134ZM140 245H141V248H140ZM145 245H146V247H145ZM202 245H204L205 247L202 248L203 247ZM260 246L263 249H261ZM11 247H12V249L15 248L13 252H11V250H10ZM133 247H134V249H133ZM143 247H144V249H143ZM147 247L151 250H149ZM88 248H90V250H88ZM131 248H132V250H131ZM175 248H179V249H175ZM254 248H255V250H254ZM68 249H69V251H68ZM85 249H86V251H84ZM116 249H117V253H116ZM181 249H182V251H181ZM6 250L8 251L7 257L8 258L12 257L11 260H9V259L7 260V257L4 253V252H6ZM21 250H22V252H21ZM110 250H111V252H113L115 254H113V253L111 254ZM142 250H143V252H142ZM144 250H145V253H144ZM204 250H206V251H204ZM24 251H26L27 253L26 252L24 253ZM71 251H72V253H71ZM135 251L136 252L141 251L140 253L139 252L138 253L140 255H143V256H139V254L135 253ZM176 251L177 252L179 251L177 256H176V254H177ZM221 251H222V253H221ZM243 251H244V253H243ZM245 251H246V253H245ZM48 252H50V253L48 254ZM87 252L89 253V255ZM17 253L19 254V256L21 255L20 253H23L21 255V259H18L19 262L16 261L17 257H16V259L13 258L16 255H18ZM179 253H180V256H179ZM205 253H206V255H205ZM11 254H13V256ZM26 254H28V257ZM240 254H241V256H240ZM79 255H81V256H79ZM238 255H239V258L237 257ZM1 256H0V258H1ZM19 256H18V258H19ZM110 256H112V257L114 256V259H112V258L110 259ZM120 256H122V258ZM125 257L126 258L128 257V258L126 259ZM138 257H139V259H138ZM233 257H235V258H233ZM129 258L131 259V262H130ZM146 258H147V260H146ZM208 258L210 261H208ZM211 258H213V259H211ZM231 258H232L233 262L231 261ZM236 259H237V261H236ZM137 261H138V263H137ZM259 261H260V263H259ZM115 262L113 264H115ZM225 263L223 262V264H225Z\"/></svg>",
	"mask_w": 264,
	"mask_h": 264
},
{
	"label": "bare ground",
	"instance_id": "6f19581e",
	"mask_svg": "<svg viewBox=\"0 0 264 264\" xmlns=\"http://www.w3.org/2000/svg\"><path fill=\"white\" fill-rule=\"evenodd\" d=\"M13 1H14V0H12L11 2L13 3ZM28 1H29V0H28ZM141 1H142V0H141ZM195 1H196V0H195ZM205 1H208V0H205ZM205 1H203V3H202L201 0H200V2L202 3V5L204 4ZM213 1H214V0H213ZM221 1H222V0H221ZM225 1H226V0H225ZM229 1H230V3H231V6L233 5V7L235 6V2H236V4H238V3H237V0H229ZM248 1H249V4H250V5H249L250 7H254V6H256V5L258 6L259 3H260L259 7H262V5H263L262 3H264V0H251V1H250V0H247V3H248ZM1 2H2V0H1ZM3 2H4V1H3ZM6 2H7V1H6ZM9 2H10V0H9ZM11 2H10V4H11ZM15 2H16V0H15ZM15 2H14V3H15ZM29 2H30V1H29ZM145 2H146V1H145ZM148 2H150V0H148ZM151 2H152V1H151ZM215 2H217V1H215ZM218 2H219V0H218ZM239 2H240V1H239ZM245 2H246V0H245ZM245 2H244V3H245ZM7 3H8V2H7ZM35 3H36V2H35ZM35 3L32 2V4H35ZM57 3H58V2H57ZM159 3H160V0H159ZM176 3H178V1H176ZM193 3H194V1H193ZM197 3H198V2H197ZM227 3H229V2H228V1L226 2V6H227ZM230 3H229V4H230ZM8 4H9V3H8ZM15 4H16V3H15ZM38 4L40 5V3H38ZM38 4L36 3V5H38ZM133 4H134V1H133ZM135 4H136V3H135ZM152 4L154 5L153 2H152ZM205 4H207V2H205ZM241 4H243V3L241 2ZM261 4H262V5H261ZM0 5H1V3H0ZM16 5H17V4H16ZM42 5H43V4H42ZM130 5H131V7H132V3H130ZM142 5H144V4H142ZM142 5H141V6H142ZM173 5H174V3H173ZM200 5H201V4H200ZM200 5H198V8L200 7ZM208 5H209V4H208ZM218 5H219V3H218ZM4 6L6 7L7 4H6V5L4 4ZM17 6H19V5H17ZM120 6H121V5H119V7H120ZM123 6H124V7H123V10H124L125 5H123ZM127 6H128V4H127ZM133 6H134V5H133ZM149 6H150V4H149ZM158 6H159V4H158ZM178 6H179V5H178ZM183 6H184V4H183ZM183 6H182V7H183ZM189 6H190V5H189ZM196 6H197V4H196ZM211 6H212V5H211ZM213 6H214V3H213ZM219 6H220V5H219ZM221 6H222V5H221ZM226 6L224 7V5H223L224 10H225ZM240 6H241V5H240ZM244 6H246V5H244ZM2 7H3V6H2ZM19 7H20V9L18 8V10H17V11H18V12H17L18 14H19V10H20V13H21V6H19ZM24 7H25V6H22V8H23V9H22L23 12L25 11ZM44 7H45V5H44V6H40V12H41V13H42V10H45ZM55 7H56V6H55ZM55 7H54V5L51 6L52 11L55 10ZM60 7H61V9H62L64 6L62 7V6L57 5V7H56V9L59 8V9H58L59 17H60V13H59V12H60ZM68 7H69V6H68ZM73 7H74V6H73ZM145 7H146V6H145ZM151 7H152V6H151ZM165 7H166V6H165ZM175 7H177V6H175ZM180 7H181V5H180ZM180 7H178V8H180ZM236 7H237V6H236ZM242 7H243V5H242ZM242 7H241V9H239V11L241 10V15H242V17H241L242 19H239V20H240V23H241V25H239V27H240V29H241V33H240V34H242L243 36H246V37H247V36L254 37V35H255V34L257 35L258 33H261V34H262L263 31H261L260 27L262 28V23H264V9H263V10H260V11H258V10H259V9H258V10L255 11L256 14H254L253 11H252L251 13H250L251 10L248 11L249 8H245V9H244V14H243ZM13 8H15L14 5H13V7H12V9H11V12L13 11V13H14ZM47 8H48V9L45 10V12L43 11V15H46V17H44L45 20L42 19V22H41V20H40V25H41V23H45V22H46V18H47V16H48V18L50 17L49 14H50V15L52 14V12H51V13L48 12L49 14H46V11H49V10H50V6L48 5ZM53 8H54V10H53ZM66 8H67V6H66ZM74 8H75V7H74ZM115 8H116V7H115ZM121 8H122V7H121ZM121 8H120V9H121ZM147 8H148V7H147ZM153 8H154V7H153ZM178 8H177V9H178ZM195 8H196V7H195ZM207 8H208V7H207ZM214 8H215V6H214ZM0 9H1V8H0ZM29 9H30V11L32 12V16H33V14L36 16L38 10H34L33 8H29ZM29 9H26V13H27V11H28ZM31 9H33V10H31ZM72 9H73V8H72ZM120 9H119V8H118V9L116 8V10L114 9L115 13H117V12H116L117 10H118V13H119V12H120ZM128 9H130V11H131V8H130V7H129V8L127 7V14H128ZM133 9H134V8H133ZM139 9H141V7H140ZM149 9H150V8H149ZM173 9H174V8H173ZM173 9H172V11H173ZM184 9H185V7H184ZM218 9H219V8H218ZM218 9L216 8V11H217ZM220 9H221V8H220ZM230 9H231V8H230ZM251 9H252V8H251ZM77 10H78V9H77ZM77 10H76V11H77ZM82 10H83V9H82ZM82 10H79V11H82ZM100 10H101V9H100ZM123 10H122V11H123ZM137 10H138V8H137ZM141 10H142V9H141ZM175 10H176V9H175ZM178 10H180V9H178ZM200 10H201V8H200ZM3 11H4V9H3ZM8 11H10V10L7 9V13H6V12H5V13H6V15L9 14V16H10L11 14H10V12L8 13ZM15 11H16V10H15ZM30 11H29V13H27V15H29V17H28L27 15H26V16L28 17V19L30 18V20H31V18H32V20H31V21H32V24H33V19H35V20L37 19V21H36V22H37V23H36V26H37V25L39 24V23H38V18H39V16H38V14H37V18H35L34 16H33V17H30V16H31ZM66 11H67V10H66ZM74 11H75V9H74ZM132 11H133V10H132ZM144 11H146V9H144ZM150 11H152V10H149V12H150ZM201 11H202V10H201ZM206 11H207V10H206ZM234 11H235V9H234ZM239 11H238V13H239ZM33 12H34V13H33ZM61 12H64V11H61ZM67 12H68V11H67ZM87 12H88V10H87ZM87 12H86V13H87ZM102 12H103V11H102ZM136 12H137V13H135V10H134V14H133V15L138 14V11H136ZM140 12H141V11H140ZM188 12H189V11H188ZM208 12H212V11H208ZM213 12H214V9H213ZM248 12H249L250 14L253 13L254 18H253V17H252V18H250V17H247V18L245 17V18H243L244 16H246L245 14L248 13ZM38 13H39V11H38ZM68 13H69V12H68ZM71 13H72V11H71ZM97 13H98V15H99V13H100L99 10H98ZM120 13H121V12H120ZM122 13H123V12H122ZM124 13H125V12H124ZM142 13H143V12H142ZM142 13H141V17H144V18H145V14H144V16H142V15H143ZM168 13H169V12H168ZM224 13H225V12H224ZM24 14H25V13H24ZM39 14H40V13H39ZM56 14H57V12L55 13V15H56ZM74 14H75V12H74ZM76 14H77V12H76ZM88 14H89V13H88ZM146 14L148 15V13H146ZM151 14H152V23H154V25H159L160 27H163V29H164V24H165V23H164V8H163V7L156 8V9L153 11V13H151ZM176 14H177V12H176ZM227 14H228V12H227ZM231 14H232V11H231ZM236 14H237V13L235 12L234 15L236 16ZM19 15H20V14H19ZM22 15H23V14H22ZM22 15H20L21 18H22ZM61 15H62V14H61ZM67 15H68V14H67ZM95 15H97L96 12H95ZM102 15H103V14H101V16H102ZM104 15H106V12L104 13ZM124 15H125V14H124ZM147 15H146V17H147ZM178 15H179V13H178ZM224 15L226 16V14H224ZM237 15H238V14H237ZM11 16H12V15H11ZM23 16H24V15H23ZM40 16H41V14H40ZM72 16H73V15H72ZM91 16L93 17V15H91ZM91 16L88 15V18L86 17L87 22H88L89 17H91ZM114 16H115V15H114ZM120 16H121V15H120ZM138 16H139V14H138ZM149 16H150V13H149ZM192 16H193V15H192ZM212 16H213V15H212ZM247 16H248V15H247ZM13 17H14V16H13ZM15 17H16V13H15ZM18 17H19V16H18ZM20 17H19L18 19H21ZM70 17H71V16H70ZM74 17H75V16H74ZM84 17H85V15H84ZM95 17H96V16H94V18H95ZM127 17H128V15H127ZM135 17H136V15L134 16V18H135ZM221 17H222V16H221ZM228 17H229V14H228ZM57 18H58V17H57ZM99 18H100V17H99ZM178 18H179V16H178ZM15 19H16V18H15ZM25 19H26V18H25ZM78 19H79V17H78ZM78 19H77V21H78ZM83 19H84V18H83ZM97 19H98V18H97ZM97 19H95V22H96ZM100 19H101V18H100ZM146 19H147V18H146ZM149 19H150V17H149ZM167 19H168V16H167ZM170 19H171V16H170ZM186 19H187V18H186ZM233 19H234V18H232V21H233ZM235 19H236V18H235ZM23 20H24V17H23ZM23 20L21 19V22H22ZM52 20H53L54 24H55V22H56V24H57V20H56V18H55L56 21H54L53 14H52ZM52 20H51V24H52ZM70 20H71V18H70ZM91 20H92V23H93V18L90 19V23H91ZM141 20H142V19H141ZM147 20H148V19H147ZM203 20H204V19H203ZM48 21H49V20H47V22H48ZM63 21H65V20H63ZM74 21H75V20H74ZM98 21H99V20H98ZM101 21H102V20H101ZM103 21H104V19H103ZM150 21H151V20H150ZM171 21L173 22V20H171ZM175 21H176V20H175ZM181 21H182V20H181ZM181 21H180V22H181ZM196 21H197V20H196ZM205 21L207 22L208 19H206ZM211 21H212V20H211ZM7 22H8V21H7ZM16 22H17V21H16ZM58 22H59V21H58ZM135 22H136V21H135ZM139 22H140V21H139ZM187 22H188V21H187ZM200 22H201V21H200ZM206 22L203 21V24H205ZM19 23H20V21H19ZM23 23H24V22H23ZM23 23H22V24H23ZM27 23L29 24V21H28ZM27 23H26V24H27ZM61 23H62V22H61ZM66 23H67V22H66ZM71 23H72V22H71ZM76 23H77V22H76ZM145 23H146V22H144V26H145ZM149 23H150V22H149ZM34 24H35V23H34ZM93 24H95V23H93ZM137 24H138V23H137ZM184 24H185V22H184ZM207 24H210V23H209V22L206 23V24H205V27H206ZM211 24H213V22H212ZM214 24H215V23H214ZM234 24H235V21H234V23L232 22V25H233V26H234ZM236 24H237V23H236ZM7 25H8L7 27H9V24H7ZM14 25H15V21H14ZM14 25H12V26L14 27ZM68 25H69V24H68ZM76 25H77V24H76ZM87 25H88V23H87ZM187 25H188V24H187ZM263 25H264V24H263ZM32 26H33V25H32ZM34 26H35V25H34ZM36 26H35V27H36ZM49 26H50V23H49ZM58 26H59V25H58ZM62 26H63V24L61 25V27H62ZM88 26H89V25H88ZM90 26H91V25H90ZM116 26H117V25H116ZM172 26L174 27V25H172ZM207 26H208V30H209V29H210V28H209V25H207ZM15 27H17V24L15 25ZM24 27H25V25L23 26V28H24ZM29 27H30V29H31V23H30L28 26H26L25 29H26L27 31H29V29H28ZM35 27H34V28H35ZM63 27H65V26H63ZM66 27H67V26H66ZM93 27H94V26H93ZM106 27H107V26H106ZM178 27H180V26H178ZM205 27H204V28H205ZM211 27H212V25H211ZM215 27H216V26H215ZM17 28H18V27H17ZM43 28H44V27H42V29H41L40 26H39L38 29H40V30L37 29V33H38V31L42 33ZM48 28H49V27H48ZM53 28H54V25H53ZM88 28H89V27H88ZM132 28L134 29V26H132ZM132 28H131V29H132ZM143 28L145 29V27H143ZM176 28H177V27H176ZM213 28H214V25H213ZM237 28H238V27H237ZM8 29H9V28H8ZM14 29H15V28H14ZM25 29H24V31H26ZM35 29H36V28H35ZM65 29H66V28H65ZM67 29H68V28H67ZM90 29H91V28H90ZM104 29H105V28H104ZM110 29H111V27H110ZM121 29H122V28H121ZM141 29H142V27H141ZM152 29H154V28H152ZM190 29H192V26H191ZM190 29H189V32H190ZM200 29H201V28H200ZM202 29H203V26H202ZM240 29H239V30H240ZM10 30H11V29H10ZM10 30H9V31H10ZM61 30H62V29L60 28V31H61ZM111 30H112V29H111ZM126 30H127V28H126ZM136 30H137V29H136ZM138 30H140V29H138ZM142 30H143V29H142ZM172 30H173V28H172ZM184 30L187 32L188 27H187V30H186L185 28H184ZM195 30H196V29H195ZM203 30H204V29H203ZM214 30H216V29L214 28ZM226 30H227V29H226ZM229 30H230V29H229ZM233 30H234V29H231L230 31H233ZM19 31H20V28H19ZM60 31H59V33H60ZM157 31H158V30H157ZM159 31H160V30H159ZM177 31H178V30H177ZM17 32H18V30H17ZM45 32H46V31H45ZM45 32H43V35H44V34L46 35ZM148 32H149V30H148ZM171 32H173V31H171ZM207 32H209V34H208V33H207V34L210 36V32H211V31H207ZM5 33H6V31H5ZM32 33H35V32L33 31ZM79 33H80V32H79ZM83 33H84V31H83ZM93 33H94V32H93ZM120 33H121V32H120ZM146 33H147V32H146ZM151 33H152V32H151ZM154 33H155V30H154ZM173 33H174V32H173ZM180 33H181V32H180ZM192 33H193V31H192ZM202 33H203V32H202ZM226 33H227V31H226ZM3 34H4V31H3L2 35H3ZM27 34H28V32H27ZM30 34H31V32H30ZM35 34H36V33H35ZM57 34H58V32H57ZM88 34L90 35V32H89ZM106 34H107V33H106ZM125 34H126L125 38L127 37V40H128V39H130V40H137V39L140 37V32H139V31H132V32H127V33L125 32ZM183 34H184V32H183ZM200 34H201V33H200ZM204 34H205V30H204ZM204 34H202V35H204ZM207 34H206V35H207ZM238 34H239V32H238ZM261 34H260V35H261ZM263 34H264V33H263ZM36 35H37V34H36ZM61 35H62V34H61ZM149 35H150V34H149ZM242 35H241V36H242ZM5 36H6V35H5ZM19 36H20V34H19ZM22 36H23V35H22ZM24 36H26V35H25V32H24ZM24 36H23V37H24ZM54 36H55V34H54ZM58 36H59V35H58ZM80 36H81V34H80ZM108 36H109V35H108ZM150 36H151V35H150ZM159 36H160V34H159ZM172 36H173V35H172ZM233 36H234V34H233ZM27 37H28V36H27ZM27 37H26V38H27ZM39 37H40V36H39ZM82 37H83V36H82ZM82 37H80V38H82ZM92 37H93V36H92ZM152 37H153V36H152ZM161 37H162V36H161ZM163 37H164V36H163ZM163 37H162V39L159 38V39H161L160 42H158V43L152 45V47H154V48L156 49V53H154V54H155V59H154V60L156 61L157 67H158V66H160V67H161V66L166 67V65H167V67H168V66H169L168 64H170V65H172V69L174 68V66H175L176 68L178 67V69H179V68H180V69L183 68L184 71L186 70V72L181 71L180 74H179V77H183V78L185 77V78H186V76H188L187 78H189V81H190V80H191L192 82H193V80L198 81L197 86H198L199 88H198L197 86L195 87V84H192V86L195 87V90H196L197 88H198V89H201V88H202L201 90H203V88H204V89L206 88V85H207V88H209V87H208V84H207V83L210 82L209 80H213V82H214V79H212L213 76H214V77H215V81H217V80H219V78H218V76H219V77H220L219 82L214 83L215 86H216L215 89H217V91H218L217 85H218V87H219V83H221L222 81H224L223 78H222V76H223V75H222V74H223V73H222V70H223V67H222V66L226 64L225 67H224V70H223V72L226 70V72H225L226 79H227V75H228V77H231V76L229 75V71H230V69H231V74H232V71L236 69V68L234 69V67H236V66H237V68L239 67L238 64L233 63V61L231 62L230 59L228 60V62L233 63L234 67L232 66V64L229 66V63L227 62V56H226V54H225L226 57L222 54V52H223V53H225V52L221 50V52L219 53L220 48H219V50H217L218 47L214 49V47H216V46L218 45L217 42H216L217 45H215V44H213V43H211V42H207V43H205V45H206V44H207V45L210 44V46L208 45V46L210 47V50L214 51L213 54H210L211 52L208 53L210 50H209V49H206V48L208 47L207 45L204 46L207 52L205 51V49H203L202 45H203L204 43H203L201 40H200L201 44L199 43V47H197V48H202L204 51H202L201 49H196V45H197L198 43H196L195 46H192V44H190V43H192V42L190 41V43L188 44V45H189V48H188V46L184 44V42H186V40L184 41V40L182 39V40L184 41V42L182 41L183 43H182V42H176L174 39H173L174 41H172V38H171L170 40H168V41H165V40H164L165 37H164V39H163ZM170 37H171V36H170ZM175 37H177V36H175ZM207 37H208V36H207ZM236 37L238 38L237 35H236ZM8 38H9V37H8ZM8 38H7V39H8ZM30 38H33V36H30L29 39H30ZM42 38H43V37H42ZM42 38H41V40H42ZM61 38H62V37H61ZM74 38L76 39V36H74ZM120 38H121V37H120ZM125 38L123 39L124 41L126 40ZM166 38H167V37H166ZM210 38H211V37H210ZM233 38H234V37H233ZM239 38H240V37H239ZM258 38H259V37H258ZM258 38H257V39H258ZM262 38H263V35H262ZM0 39H1V38H0ZM18 39H19V38H18ZM24 39H25V37H24ZM111 39H112V37H111ZM118 39H119V38H118ZM235 39H236V38H235ZM250 39H251V38H250ZM253 39H255V38H253ZM257 39H256V41H257ZM21 40H23V38H21ZM33 40H34V39H33ZM56 40H57V39H56ZM82 40H83V39H81L79 42H81ZM84 40H85V39H84ZM114 40H115V39H114ZM114 40H113V43H114ZM116 40H117V39H116ZM157 40H158V39H157ZM178 40H179V39H178ZM178 40H177V41H178ZM188 40H189V37H188ZM196 40H197V39H196ZM229 40H230V39H229ZM0 41H1L0 43H2V40H0ZM19 41H20V40H19ZM27 41H28V40H27ZM42 41H43V40H42ZM63 41H64V40H63ZM87 41L89 42V40H88V39L85 40L86 45H87V43H88ZM146 41H147V39H146ZM152 41H153V39H152ZM164 41H165V42H164ZM192 41H194V43H195L194 38L192 39ZM231 41H232V40H231ZM241 41H242V40L240 39V42H241ZM248 41H250V40H249V37H248ZM258 41H259V40H258ZM3 42H4V41H3ZM44 42H45V41H44ZM47 42L49 43V40H48ZM55 42H56V41H55ZM71 42H72V38H71ZM102 42H103V41H102ZM136 42H137V41H136ZM138 42H139V41H138ZM205 42H206V41H205ZM238 42H239V41H238ZM238 42H237V43H238ZM240 42H239V43H240ZM242 42L244 43V41H242ZM246 42H247V39H246ZM9 43H10V42H8V44H9ZM13 43H14V42H13ZM29 43H30V42H29ZM32 43L35 45L34 42H32ZM77 43H78V40H77ZM124 43H125V42H124ZM139 43H140V42H139ZM141 43H142V42H141ZM146 43H147V42H146ZM187 43H188V41H187ZM194 43H193V44H194ZM214 43H215V42H214ZM235 43H236V42L234 41V45H235ZM243 43H242V44H243ZM3 44H4V43H3ZM3 44L1 45V48H3V47H2ZM17 44H18V43H17ZM27 44H28V42H27ZM49 44H50V43H49ZM72 44H73V42H72ZM99 44H100V42H99ZM248 44H249V43H248ZM25 45H26V43H25ZM34 45H33V47H34ZM45 45H47V44L45 43ZM80 45H81V44H80ZM128 45H129V44H128ZM132 45H133V44H132ZM137 45H138V43H137ZM140 45H141V44H140ZM149 45H150V43H149ZM214 45H215V46H214ZM255 45H256V43H255ZM9 46H10V45H9ZM19 46L21 47L20 43H19ZM22 46H24V43L22 44ZM27 46L29 47V45H27ZM73 46H74V45H73ZM109 46H110V44H109ZM130 46H131V45H130ZM134 46H135V45H134ZM134 46H133V47H134ZM191 46H192V48H191ZM200 46H201V47H200ZM241 46H242V45H241ZM244 46L247 47V45H245V44H244ZM244 46H243V48H244ZM20 47H19V49H21ZM38 47H39V44H38V46H37L35 52L38 51ZM42 47H44V45H42ZM47 47H48V45H47ZM49 47H51V46H49ZM56 47H57V46H56ZM68 47H69V46H68ZM81 47H82V46H81ZM90 47H92V46L87 45V49H88V50H89ZM94 47H95V45H94ZM94 47H93V51H94ZM119 47H120V46H119ZM142 47H143V46H142ZM152 47H151V48H152ZM194 47H195V48H194ZM211 47H212V48H211ZM219 47H220V46H219ZM251 47H253V46H251ZM258 47H259V45H258ZM261 47H262V46H261ZM7 48H8V45H7ZM9 48H10V47H9ZM15 48H16V46L14 47V51H15ZM30 48H31V44H30V47H29V52L32 51V50H30ZM45 48H46V46H45ZM125 48H126V47H125ZM128 48H129V47H128ZM131 48H132V47H131ZM5 49H6V48H5ZM5 49H3V51H5ZM11 49H13V48H11ZM25 49H26V47H25ZM25 49H24V50H25ZM43 49H44V48H43ZM43 49H42V50H43ZM57 49H58V48H57ZM71 49H72V47H71ZM84 49H85V47H84ZM116 49H117V48H116ZM247 49H249V47H248ZM21 50H23V49H21ZM40 50H41V48H40ZM46 50H47V48L45 49V51H46ZM53 50H54V48H53ZM95 50H96V49H95ZM137 50H138V49H137ZM215 50H216V52H215ZM245 50H246V48H245ZM1 51H2V49H1ZM1 51H0V53H1ZM8 51L10 52L9 49H8ZM26 51H28V50H26ZM80 51H81V50H80ZM90 51H92V49H90ZM99 51H101V47H100V46H99ZM104 51H105V50H104ZM142 51H144V48H142ZM146 51H147V50H146ZM217 51H218V52H217ZM259 51L261 52V50H259ZM5 52H7V51H5ZM16 52H19V51L16 50ZM83 52H84V51H83ZM108 52H109V51H107V53H108ZM126 52H127V51H126ZM38 53H39V52H38ZM88 53H89V52H88ZM96 53H97V52H96ZM151 53H152V50H151ZM216 53H217V54H216ZM247 53H248V52H247ZM14 54H15V53H14ZM41 54H42V53H41ZM43 54H44V53H43ZM56 54H58V53L56 52ZM59 54L62 55L61 53H59ZM70 54H71V53H70ZM147 54H148V52L146 53V55H147ZM152 54H153V53H152ZM154 54H153V56H154ZM9 55H10V54H9ZM38 55H39V54H38ZM54 55H55V54H54ZM78 55H79V54H78ZM85 55H87V54L85 53ZM88 55H89V54H88ZM94 55H96V54H94ZM110 55H111V56L108 57V58H107V56H106V59H104V58L101 57V59L98 61V62H99V66H97V67H100L101 70H102V69L105 70V68H109V69L112 70V72H114V73L116 74V73L119 72V69H118V68H121V67L125 66L126 64H130V62L126 61V59L123 58L124 55H122L121 52H120V53L113 52L112 54L110 53ZM130 55H131V54H130ZM133 55H134V54H133ZM137 55H138V54H137ZM149 55H150V53H149ZM149 55H147V56L149 57ZM220 55H221V56H220ZM222 55H223V58H222ZM257 55H258V54H257ZM12 56L15 57V55H13V54H12ZM17 56H18V53L16 54V59H17ZM55 56H56V55H55ZM98 56H99V55H98ZM104 56H105V55H104ZM150 56H151V55H150ZM216 56H217V58H216ZM218 56H219V58H218ZM4 57H5V59H6V56H3V58H4ZM7 57H8V56H7ZM9 57H11V56H9ZM56 57H57V56H56ZM59 57H60V56H59ZM70 57H71V56H70ZM73 57H74V55H73ZM82 57H83V56H82ZM135 57H136V54H135ZM144 57H145V56H144ZM261 57H263V55H262ZM261 57H260V58H261ZM12 58H13V57H12ZM32 58H33V57H32ZM32 58H30V61H32V60H31ZM36 58H37V57H36ZM41 58H42V56H41ZM63 58H64V57H63ZM63 58H60L58 61H60V60L63 59ZM125 58H126V57H125ZM150 58H151V57H150ZM153 58H154V57H153ZM57 59H58V58H57ZM65 59H66V58H65ZM65 59H63V60H65ZM74 59H75V57H74ZM80 59H81V58H80ZM83 59H84V57H83ZM53 60H54V59H53ZM141 60H143V57L141 58ZM222 60H223V61H222ZM259 60H260V59H259ZM261 60H262V58H261ZM7 61H8V60H7ZM11 61H12V62H11V64H12V63H13V60L11 59ZM14 61H15V60H14ZM36 61H37V60H35V62H36ZM45 61H46V60H45ZM48 61H49V60H48ZM66 61H67V60H66ZM87 61H88V60H87ZM89 61H90V60H89ZM89 61L87 62V64L89 63ZM224 61H225V63H224ZM16 62H17V60H16ZM19 62H20V60H19ZM39 62H40V61H39V58H38V64H39V66H40V63H39ZM62 62H63V61H62ZM77 62H78V60H77ZM77 62H76V63H77ZM82 62H83V61H82ZM139 62H140V61H139ZM222 62H223V63H222ZM25 63H27V62H25ZM94 63H95V62H94ZM142 63H143V62H142ZM260 63H261V62H260ZM2 64H3V66L5 65V61H4V60H3ZM6 64H7V63H6ZM22 64H23V63H22ZM27 64H28V63H27ZM48 64H49V63H48ZM57 64H58V63H57ZM57 64H55V65L57 66ZM67 64H68V63H67ZM81 64H82V63H81ZM133 64H134V63H133ZM152 64H153V63H152ZM218 64H220L221 67H220ZM9 65H10V64H8L7 67H8ZM42 65H43V64H42ZM60 65H61V63H60ZM62 65L64 66L63 63H62ZM65 65H66V64H65ZM138 65H139V63H138ZM216 65L218 66V67H217L218 69H217V71H216L217 74H216V72H214V71L212 70L213 67H215V69H216ZM263 65H264V64H263ZM16 66H17V65H16ZM26 66H27V65H26ZM35 66H36V64H35ZM39 66H37V67L39 68ZM135 66H137V63L135 64ZM146 66H148L147 63H146ZM7 67H5V74H6V69H7V74H6L5 81H4L5 83H6V80L8 81L7 78L10 76V74L8 75V68H7ZM33 67H34V66H33ZM77 67H78V66H77ZM80 67H81V66H79V69H80ZM157 67H156V69H155V68H154V69H155V70L157 71V73H158V72H160V71H158L159 69L157 70ZM231 67H232L233 69H232ZM1 68H2V65H1ZM12 68H13V65H11V67H10V72H11V69H12ZM24 68H25V67H24ZM55 68H57V67H55ZM69 68H70V67H69ZM142 68H143V67H142ZM193 68H194V69H193ZM219 68H220V69H219ZM221 68H222V70H221ZM227 68L229 69V71L227 70ZM239 68H241V67H239ZM25 69H26V68H25ZM31 69H32V68H31ZM95 69H96V68H95ZM123 69H124V67H123ZM127 69H128V66H127ZM139 69H140V68H139ZM149 69H150V67H149ZM166 69H168V68H166ZM180 69H179L178 71H180ZM192 69H193L194 71H193ZM210 69H211V70H210ZM213 69H214V68H213ZM54 70H55V69H54ZM59 70H60V69H59ZM82 70H83V69H82ZM96 70L99 72V69H96ZM168 70H169V69H168ZM168 70H167V72H168ZM170 70H171V68H170ZM188 70H192V73L189 71L190 74H188V73H187ZM218 70H219V72H220L219 75H218ZM238 70H239V69H238ZM243 70H244L245 73H246V72L251 73L250 71H246L245 69H243ZM243 70H242L241 72H238L237 69H236V71H237V73H238V77L236 78V79H237V82L240 81V80H238V78H240V79L243 78V79H244V72H243ZM3 71H4V67H3ZM14 71H15V66H14ZM14 71H13V74H14ZM28 71H29V70H28ZM32 71H33V70H32ZM41 71H42V70H41ZM63 71H64V69H63ZM66 71H67V69H66ZM102 71H103V70H102ZM145 71H146V70H145ZM236 71H234L233 74L236 73ZM10 72H9V73H10ZM15 72H16V71H15ZM24 72H25V70H24ZM39 72H40V71H39ZM39 72L37 71V73H39ZM73 72H74V70H73ZM105 72H106V70H105ZM123 72H124V70H123ZM127 72H128V71H127ZM141 72H142V71H141ZM147 72H148V69H147ZM153 72H154V70L152 71V74H153ZM169 72H170V71H169ZM169 72H168V76H170V75H169ZM173 72H174V71H173ZM173 72H172V74H173ZM227 72H228V74H227ZM18 73H19V72H18ZM42 73H43V72H42ZM95 73H96V72H95ZM120 73H121V72H120ZM120 73H119V75H120ZM130 73H131V71H130ZM139 73H140V70H139ZM163 73H164V72H163ZM163 73H162V75H163ZM221 73H222V74H221ZM242 73H243V75H242V77H241L240 74H242ZM3 74H4V73H3ZM3 74H1V75L3 76ZM11 74H12V73H11ZM103 74H104V73H103ZM103 74H102V75H103ZM233 74H232V75H233ZM252 74H253V73H252ZM27 75H29V73H28ZM40 75H41V74H40ZM40 75H38V77H39ZM42 75H43V74H42ZM42 75H41V76H42ZM91 75H92V74H91ZM126 75H127V74H126ZM155 75H156V73H155ZM162 75H161V77H162ZM175 75H176V74H175ZM177 75H178V74H177ZM189 75H190V76H189ZM235 75H236V74H235ZM36 76H37V74H36ZM36 76H35V77H36ZM44 76H45V75H44ZM96 76H97V75H96ZM107 76H108V75H106V77H107ZM121 76H122V75H121ZM123 76H125V74H124ZM164 76H165V73H164ZM216 76H217V78H216ZM236 76H237V75H236ZM255 76L258 77V75H254V79H255L254 81H255V82H254V81L252 82L253 78H251V80H249L250 78L248 79V83H249V85L251 84V82L254 83V84H251V85H253V87L249 88V89H251V90H250L251 95H252V93L254 92L253 95H252L253 97L251 98L252 100H253L254 98H255L254 100H256V95H255L256 92H257L258 99H259V93H262V94L264 93L262 89H261L262 91H260V88H262V86H261L260 84H261V81L264 80V77H263V79L260 81V78L257 79V77H255ZM0 77H1V76H0ZM22 77H23V76H22ZM42 77H43V76H42ZM75 77H76V76H75ZM90 77H91V76H90ZM98 77H99V76H98ZM110 77H112V73H111ZM130 77H131V76H130ZM137 77H138V76H137ZM150 77H151V73H150ZM159 77H160V75H159ZM166 77H167V76H166ZM173 77H174V76H173ZM259 77H261V76L259 75ZM3 78H4V76H3ZM3 78H0V83H1V81H3ZM64 78H65V76H64ZM99 78H100V77H99ZM120 78H121V77H120ZM151 78H153V77H151ZM177 78H178V76H177ZM183 78L181 79V81L183 80ZM190 78H191V79H190ZM194 78H195V79H194ZM10 79H12L11 76H10ZM18 79H19V78H18ZM20 79H22V78H20ZM65 79H66V78H65ZM68 79H69V78H68ZM68 79H67V82H69ZM108 79H109V77H108ZM110 79H112V78H110ZM118 79H119V78H118ZM123 79H124V78H123ZM123 79H122V82L124 81ZM140 79H141V77H140ZM158 79H159V78H158ZM165 79H166V78H165ZM173 79H174V78H172V80H173ZM178 79H179V78H178ZM224 79H225V78H224ZM22 80H23V81H27L26 76H24V79H22ZM38 80H39V78H38ZM60 80H61V79H60ZM90 80H91V79H90ZM106 80H107V79H106ZM125 80H126V79H125ZM154 80H155V79H154ZM159 80H160V79H159ZM200 80H201V81H200ZM202 80H203V81H202ZM205 80H206L207 82H205ZM257 80H259V81H257ZM17 81H19V80H17ZM23 81H22V82H23ZM43 81H44V80H43ZM58 81H59V79H58ZM76 81H77V78H76ZM91 81H92V80H91ZM116 81H117V80H116V76H115V81H114V82L116 83ZM127 81H128V79H127ZM147 81H148V80H147ZM161 81H162V80H161ZM166 81H167V80H165L164 83H166ZM174 81H176V78L173 80V82H174ZM179 81H180V80H179ZM179 81H178V84H179ZM199 81H200V82H204L203 87L199 84ZM228 81H229V79L227 80V83H228ZM234 81H235V77H234V79L232 78L231 81H229V82H230V84H231V83L234 82ZM9 82H10V81H9ZM22 82H21V84H22ZM44 82H45V81H44ZM51 82H52V80H51ZM108 82H109V81H108ZM122 82H120V88H121V86L124 85V82H123V84H122ZM129 82H131V80H130ZM162 82H163V81H162ZM167 82H169V81H167ZM224 82H225V81H224ZM240 82L244 83L245 80H244V81L241 80ZM256 82H258V85L255 84ZM259 82H260V84H259ZM18 83H19V82H18ZM26 83H27V82H26ZM82 83H83V82H82ZM105 83H106V81H105ZM117 83H118V82H117ZM117 83H116V84H117ZM137 83H138V81H137ZM139 83H140V82H139ZM145 83H146V82H145ZM145 83L142 84V81H141V83L138 84V86H139V85H145ZM154 83H155V82H154ZM156 83H157V81H156ZM184 83H185V82H184ZM184 83H183V85H182V86H183V90H184V87H189L188 84H184ZM189 83H190V82H189ZM194 83H195V82H194ZM205 83H206V84H205ZM210 83H211V84H210ZM210 83H209V84H210V90L212 91V90L214 89V87L212 88V86H211V85H212V81H211ZM225 83H226V82H225ZM225 83H224V84H221V85H222L221 87H223V85H225ZM227 83H226V84H227ZM248 83L245 82V84H248ZM50 84H51V83H50ZM67 84H68V83H67ZM99 84H100V83H99ZM121 84H122V85H121ZM125 84H127V82H126ZM171 84H172V82L170 81V85H171ZM173 84H174V83H173ZM173 84H172V85H173ZM176 84H177V83H176ZM190 84H191V83H190ZM198 84H199V85H198ZM230 84L228 83L227 85L230 86ZM240 84H241V83H240ZM19 85H20V84H19ZM38 85H39V84H38ZM62 85H63V83H62ZM105 85H106V84H105ZM161 85H162V84H159V88H160ZM179 85H180V84H179ZM236 85H237V83H236ZM236 85L234 86V84H232V86L235 87V89H233L232 86H230V88L227 87L228 90L226 89V86H225V89H226V90L224 91V90L222 89L223 91H221V92H222L221 94H223V92H225V93L227 94V91H228V94H229L230 89H233V92H234V90H236ZM249 85H248V86H244V87H247L246 89H244L245 92H246V90L248 89ZM251 85H250V86H251ZM1 86H2V84H1ZM3 86H4V85H3ZM40 86H41V85H40ZM100 86H101V85H100ZM102 86H103V84H102ZM118 86H119V85H118ZM132 86H133V85H132ZM138 86H136V87H138ZM148 86H149V84H148ZM148 86H147V87H148ZM173 86H174V85H173ZM200 86H201V88H200ZM238 86H239V84H238ZM238 86H237V87H238ZM241 86H242V84H241ZM258 86H259V88H258ZM20 87H21V86H20ZM20 87H19V89H20ZM24 87H25V86H24ZM57 87H58V86H57ZM57 87H56L55 89H57ZM147 87H146V89H147ZM170 87H171V86H170ZM170 87H169L168 91H171ZM255 87H257L258 90L255 89ZM50 88H51V87H50ZM104 88H106V87H103V89H104ZM116 88H117V87H116ZM127 88H128V85H127ZM127 88H126V90H127ZM131 88H132V87H131ZM133 88H135V86H134ZM140 88L143 89L144 87H139V89H140ZM164 88H165V87H164ZM167 88H168V86H167ZM171 88H172V90H173V87H171ZM207 88H206V89H207ZM240 88H241V87H240ZM263 88H264V85H263ZM4 89H5V88H4ZM4 89H3V90H4ZM44 89H45V86H44ZM48 89H49V88H48ZM95 89H96V88H95ZM114 89H115V88H113V90H114ZM128 89H130V88H128ZM155 89H157V87L154 88V90H155ZM193 89H194V88H193ZM219 89H220V88H219ZM0 90H1V89H0ZM24 90H25V88H24ZM30 90H31V89H30ZM32 90H33V89H32ZM46 90H47V89H46ZM62 90H63V88H62ZM68 90H69V89H68ZM74 90H75V89H74ZM96 90H97V89H96ZM126 90H125V91H126ZM149 90H150V86L148 87V90H147V92L150 94V96H149L150 105H149V102H148V98H147V102H148L147 104H148L149 106H152V107H153V105L151 104V102H152L153 98H154L155 95H156V90L153 91V92H151V93L149 92ZM175 90H178V88L175 89ZM195 90H194V91H195ZM241 90H242V89H241ZM252 90H253V91H252ZM34 91L36 92L37 90H34ZM125 91H124V93H125ZM132 91H133V89H132ZM140 91H142V90H140ZM150 91H151V90H150ZM165 91H166V90H165ZM165 91H163L162 93L165 94ZM168 91H167V92H168ZM184 91H185V90H184ZM255 91H256V92H255ZM23 92L25 93V91H23ZM38 92L40 93V92H42V91H38ZM45 92H46V91H45ZM48 92H49V91H48ZM72 92H73V91H72ZM102 92H103V90H102ZM102 92H101V93H102ZM115 92H116V91H115ZM126 92L128 93V90H127ZM134 92H135V91H134ZM147 92H146V93H147ZM172 92H173V91H171L170 93H172ZM186 92H187V88H186ZM192 92H193V90H192ZM192 92H191V93H192ZM196 92H197V90H196ZM203 92H204L203 95L205 96V99L203 98V95H201V94H202L201 92H200V93L197 92V94H196V98H197L198 94L201 95V97H200V102H201L202 100L204 101V103H202V104H206L205 101H206V99H207L209 96H210V98H211V96L215 97V98L217 99V100H216L217 102L220 101V100L222 101V99L225 97V95H223L222 97H220L221 94L218 93L219 97L221 98L220 100H218V99H219V98H218V95H215L217 92H212V95H211V93L209 92L208 89H207V91L205 90V91H203ZM231 92H232V90H231ZM258 92H259V93H258ZM17 93H18V92H17ZM17 93H16V94H17ZM54 93H55V92H54ZM57 93H58V96H59V91H58ZM57 93H56V94H57ZM60 93H61V91H60ZM65 93H66V91H65ZM106 93H107V91H106ZM112 93H113V92H112ZM179 93H180V92H179ZM209 93H210V94H209ZM242 93H244V91L241 92V95H242ZM247 93H248V94H247ZM247 93H246V97H247V96L250 97V96H249V90H247ZM7 94H8V93H7ZM9 94H10V92H9ZM33 94H34V93H33ZM47 94H48V97H49V96L51 95V92H50V95H49V93H47ZM52 94H53V93H52ZM88 94H89V93H88ZM114 94H115V93H114ZM129 94H130V93H129ZM133 94H134V93H133ZM164 94H163V96H165ZM166 94H167L166 97H168L169 92L166 93ZM173 94H174V92H173ZM194 94H195V93H194ZM208 94H209V96H207V98H206V95H208ZM213 94H214V95H213ZM262 94H261V95H262ZM3 95H4V94H3ZM19 95H20V94H18V97H19ZM27 95H28V93H27ZM35 95H36V94H35ZM42 95H43V92H42ZM60 95H61V94H60ZM89 95H90V94H89ZM157 95H158V92H157ZM187 95H188V93L186 94V97H187ZM1 96H2V95H1ZM5 96H6V93H5ZM38 96H39V95H38ZM43 96H44V95H43ZM79 96H80V95H79ZM105 96H106V94H105ZM108 96H110V95L108 94ZM111 96H113V95L111 94ZM111 96H110V99H111ZM141 96H142V95H141ZM144 96H145V98H146V95H145V94H144ZM182 96H183V95H182ZM194 96H195V95H194ZM228 96H231V97H232L231 94H229ZM234 96H235V93H234L233 97H234ZM10 97H11V96H10ZM25 97H26V96L23 97V100L25 99ZM27 97H28V96H27ZM36 97H37V95H36ZM61 97H62V96H60V98H61ZM77 97H78V96H77ZM80 97H81V96H80ZM82 97H83V96H82ZM103 97H104V95H103ZM103 97H101V98H103ZM117 97H118V99H119V101H120V97H121V96H120V95H116V99H117ZM123 97H124V96H123ZM134 97H135V96H134ZM158 97H159V96H158ZM240 97H241V96H240ZM262 97H264V96H263V95L260 96L261 101H263V98H262ZM12 98H13V97H12ZM56 98H57V97H56ZM92 98H93V96H92ZM108 98H109V97H108ZM113 98L115 99L114 96H113ZM121 98H122V97H121ZM126 98H127V97H126ZM162 98H163V97H162ZM180 98H181V96H180ZM202 98H203V99H202ZM210 98H208V99H210ZM226 98H227V97H226ZM241 98H242V97H241ZM57 99H58V98H57ZM73 99H74V98H73ZM76 99H77V98H76ZM78 99H79V97H78ZM99 99H100V98H99ZM103 99H105V97H104ZM103 99H102V102H103ZM106 99H107V96H106ZM116 99H115V100H116ZM123 99H124V98H123ZM181 99H183V97H182ZM184 99H185V98H184ZM212 99H214V98H212ZM212 99H211V100H212ZM227 99H228V98H227ZM233 99H234V98H233ZM25 100H26V99H25ZM29 100H30V98H29ZM41 100H43V99L41 98ZM44 100H45V99H44ZM49 100H50V99H48V101H49ZM93 100H94V99H93ZM137 100H138V99H137ZM137 100H136V102H137ZM156 100H158V99H156V97H155V103H156ZM159 100H160V99H159ZM159 100H158V102H159ZM163 100H164V98H163ZM177 100H179V97H178ZM177 100H175V101H177ZM193 100H194V97H193ZM228 100H229V99H228ZM230 100H231V99H230ZM31 101H32V100H31ZM57 101H58V100H57ZM72 101H73V100H71V102H72ZM79 101H80V99H79ZM91 101H92V100H91ZM95 101H96V100H95ZM95 101H93V102L95 103ZM100 101H101V99H100ZM116 101H117V100H116ZM121 101H122V100H121ZM134 101H135V99H134ZM144 101H145V100H144ZM144 101H143V97H142V102H144ZM185 101H186V99H185ZM214 101H215V99H214ZM216 101H215V104L217 103ZM224 101H225V100H224ZM224 101H222V102H224ZM237 101H238V100H237ZM239 101H240V99H239ZM28 102H29V101H28ZM32 102H33V101H32ZM65 102H66V101H65ZM102 102H101V103L97 102V103H99V104H102V105H100V108L103 107V103H102ZM123 102H124V101H123ZM126 102L128 103L127 99H126ZM139 102H140V101H139ZM139 102H138V104H137V103H134V105H133V106L135 107V105L137 104V110H138ZM182 102H183V100H182ZM207 102H208V100H207ZM211 102H212V101H210V102L208 103V105H207L208 107H209V105H210ZM228 102H229V101H228ZM241 102H242V100H241ZM241 102H240V105H241ZM255 102H256V101H255ZM2 103H3V102H2ZM7 103H8V102H7ZM22 103H23V101H22ZM22 103L20 104V102H19V105L21 106ZM26 103H27V102H26ZM74 103H75V101H74ZM77 103H78V102H76V105H77ZM79 103H80V102H79ZM118 103H119V102H118ZM121 103H122V102H121ZM145 103H146V101H145ZM145 103L142 104V105L144 106ZM152 103H153V102H152ZM160 103H161V102H160ZM160 103H159V104H160ZM166 103H167V102H166ZM166 103H165V104H166ZM177 103H178V102H177ZM191 103H192V102H191ZM191 103H190V104H191ZM261 103H262V102H261ZM3 104H4V103H3ZM12 104H13V103H12ZM27 104H29V103H27ZM38 104L40 105V103H38ZM41 104H42V103H41ZM88 104H89V103H88ZM159 104H158V106H159ZM171 104H173V103H171ZM195 104H197V103L195 102ZM211 104H212V106H213V102H212ZM217 104H219V102H218ZM220 104H221V103H220ZM224 104H225V105L227 104L226 101H225ZM238 104H239V103H238ZM263 104H264V102H263ZM8 105H10V104L8 103ZM32 105H33V104H32ZM34 105H35V104H34ZM69 105H70V103H69ZM76 105L73 104V109L76 108ZM82 105H83V104H82ZM91 105H92V104H91ZM119 105H120V104H119ZM121 105H122V104H121ZM123 105H124V108H125V103H124ZM140 105H141V104H140ZM167 105H168V104H167ZM167 105H166V106H167ZM180 105H181V107H182V104H180ZM180 105H178V107H176V110H181ZM221 105H222V109H224L225 105H224V107H223V104H221ZM230 105H231V104H230ZM230 105H229V107H230ZM243 105H244V103H243ZM6 106H7V104H6ZM80 106H81V105H80ZM95 106H96V104H95ZM109 106H110V105H109ZM146 106H147V105H145V108H146ZM156 106H157V104H156ZM160 106H161V105H160ZM184 106H185V107L187 108V110L189 111L190 106H189V108L186 106V104H185ZM194 106H195V105H194ZM198 106H200V103H199ZM204 106H205V105H204ZM204 106H203V107H204ZM207 106H206V108H207ZM212 106H211V107H212ZM257 106H258V104H257ZM11 107H12V106H11ZM21 107H22V106H21ZM33 107H34V106H33ZM60 107H61V105H60ZM60 107H59V111H60V113H61ZM93 107H94V106H93ZM111 107H112V105H111ZM111 107H110V108H111ZM114 107H115V105H114ZM162 107H163V106H161V108H162ZM170 107H171V105H170ZM173 107H174V106H173ZM185 107L182 108V110L185 109ZM217 107H218V105H217ZM239 107H240V106H239ZM243 107H244V106H243ZM252 107H254V106L252 105ZM3 108H4V107H3ZM40 108H41V106H40ZM61 108H63V107H61ZM66 108H67V106H66ZM80 108H81V107H80ZM119 108H120V107H119ZM119 108H118V110H119ZM126 108H127V106H126ZM126 108H125V109H126ZM129 108L132 109L131 107H129ZM143 108H144V107L139 108V109H140V110L142 109V112L144 113L145 111H144ZM163 108H164V107H163ZM163 108H162L161 110L164 112L165 109H167V108H164V110H163ZM215 108H216V107L214 106V110H215ZM13 109H14V107H13ZM53 109H54V108H53ZM55 109H56V108H55ZM67 109H69V108H67ZM77 109H78L77 112H79V114H80L79 108H77ZM84 109H85V107H84ZM93 109H94V108H93ZM93 109H92V110H91V109H88V114H89V110H90V112H91V111H93ZM95 109L97 110L96 107H95ZM104 109H105V108H104ZM150 109L152 110V111H151V114H152V115L155 116V114H156L158 117L160 116L159 113L161 114V111L159 112L158 108H156V107L154 106L153 109H152L151 107H150ZM150 109H149V111H150ZM169 109H170V108H169ZM169 109H167V111H168ZM173 109H174V108H173ZM209 109H210V110H209L208 113H212V112H213V111H212L213 108L211 109V108L209 107ZM222 109H221V108L219 109V110L221 111V117H222L223 123H224V124H227V123H228V120H229V118H228L229 113H226V109H225V111H224V110L222 111ZM257 109H258V108H256V111H257ZM259 109H260V108H259ZM263 109H264V108H263ZM98 110H99V106H98ZM140 110H139V111H140ZM147 110H148V106H147V108H146V111H147ZM187 110H185V111L187 112ZM190 110H193V106L191 107ZM198 110H199V108H197V111H198ZM200 110H201V108H200ZM230 110H231V109H230ZM230 110H228V112H230ZM237 110H238V109H237ZM32 111H33V109H32ZM47 111H48V110H47ZM47 111H45V112H47ZM57 111H58V109H57ZM112 111H113V109H112ZM114 111H115V109H114ZM121 111H122V110H121ZM127 111H129V110L127 109L126 112H124V115H125V113H127ZM149 111H148V113L150 114ZM170 111H171V113H172V110H170ZM170 111H169V112H170ZM193 111H194V110H193ZM201 111H202V110H201ZM207 111H208V109H206V111L203 110V114H202V115H205L204 113H207ZM210 111H212V112H210ZM215 111L217 112V114L219 113L218 115H220V112H218V108H217ZM232 111H233V109H232ZM239 111L241 112V110H238V114H239ZM2 112H3V111H2ZM11 112H12V111H11ZM13 112H14V110H13ZM51 112H52V111H51ZM77 112L74 111V113H73L74 116H73V115H72V112H71L70 110H68L66 116H65V115L63 116L62 114H59V115H57V116H59V117L61 118V120L64 122V124H63L64 126H67L69 123H70V126H71V125H73L72 123H75L77 119L79 120V116L76 117ZM97 112H98V111H97ZM97 112L94 111V115H95V113H97ZM102 112H103V111H102ZM109 112H110V111H109ZM109 112L107 111L105 114L102 113V114H103V117L106 116V118H105L106 120L104 119V120H105V125H104V127H103L104 129L101 128V125H100L101 123H98V124L100 125V128L103 130V131L101 130V132H103V133H102L101 135H97V139H98L97 141L99 142V140H100V138H98V136H99V137H100V136L102 137L103 134H105V136H106V133H107V132L110 133V131H112L111 133L114 134L115 139L117 138V139H116V140H117L116 143H117L118 140H119V138H120V133H119V132H120V130H119V126H120V125L118 126L117 122L114 121L115 118L112 117L113 115L111 116V117H112V120H111V118H110L111 113H109ZM169 112H168V113H169ZM173 112H175V111L173 110ZM190 112H191V111H190ZM222 112H223V113H222ZM262 112H263V111H262ZM29 113H31V112H29ZM92 113H93V112H92ZM116 113H117V109H116ZM116 113H115V114H116ZM121 113H122V115H123V112H121ZM135 113H136V112H135ZM146 113H147V112H146ZM164 113H165V112H164ZM171 113H170V115H171ZM181 113H182V112H181ZM187 113L189 114V112H187ZM187 113H186V114H187ZM194 113H195V111H194ZM196 113H197V112H196ZM196 113H195V114H196ZM198 113H199V112H198ZM258 113H259V112H258ZM260 113H261V111H260ZM8 114H9V112H8ZM14 114H15V113H14ZM14 114H13V116H14ZM43 114H44V113H43ZM57 114H58V113H57ZM79 114H78V115H79ZM82 114H83V113H82ZM82 114H81L80 116H82ZM98 114H99V113H98ZM100 114H101V112H100ZM113 114H114V112H113ZM166 114H167V113H166ZM178 114H179V113H178ZM183 114H184V112H183ZM241 114H242V113H241ZM262 114H263V113H262ZM17 115H18V114H17ZM83 115H84V114H83ZM85 115H86V114H85ZM85 115H84V117L82 116V118H85ZM152 115H150V116H152ZM170 115H169V116H170ZM193 115H194V114H193ZM199 115H200V113H199ZM259 115H260V114H259ZM5 116H7V115L5 114ZM36 116H37V114H36ZM57 116H56V118H57ZM96 116H97V114H96ZM140 116H141V117H140ZM140 116H139V118H138V114H137V118H138V119L141 118V120H142V119H143V118H142V115H140ZM147 116H148V115H147ZM150 116H149V117H150ZM157 116H156V117H157ZM171 116H172V115H171ZM171 116H170V117H171ZM178 116H179V115H178ZM196 116H197V114H196ZM207 116H208V114H207ZM216 116H217V115H216ZM235 116H236V115H235ZM248 116H249V115H248ZM250 116H251V114H250ZM8 117H9V116H8ZM15 117H16V115H15ZM53 117H54V116H53ZM116 117H117V116H116ZM143 117H144V119H145L146 122L149 120L148 118H146L145 115H144ZM189 117H190V115L188 116V118H189ZM192 117H193V116H191V117L188 119V122L190 121V125H191ZM198 117H199V116H198ZM198 117H197V118H198ZM202 117H203V116H202ZM204 117H205V116H204ZM231 117H232V116H231ZM231 117H230V118H231ZM237 117H238V116H236V120H237ZM245 117H246V115H245ZM256 117H257V116H256ZM6 118H7V117H6ZM17 118H18V117H17ZM41 118H42V116H41ZM80 118H81V117H80ZM117 118H119V120H120V118H121L120 114L118 115ZM152 118H154V117L152 116ZM177 118H179V117H177ZM197 118H196V119H197ZM210 118H211V116H210ZM238 118H239V117H238ZM241 118H242V116H241ZM241 118H240V119H241ZM261 118H262V117H261ZM8 119H9V118H8ZM12 119H14V118H12ZM93 119L95 120V118H93ZM167 119H168V118H166L165 121H167ZM180 119H181V118H180ZM186 119H187V116H186ZM194 119H195V116H194ZM220 119H221V118H220ZM253 119H254V118H253ZM258 119H259V118H258ZM10 120H11V119H10ZM59 120H60V119H59ZM88 120H89V119H88ZM99 120H101V117L99 118ZM115 120H117V119H115ZM136 120H137V119H136ZM181 120H182V119H181ZM197 120H198V119H197ZM243 120H244V119H243ZM251 120H252V118H251ZM251 120H250V123H251ZM11 121H12V120H11ZM11 121H10V122H11ZM41 121H42V120H41ZM45 121H46V120H45ZM80 121H81V120H80ZM84 121H85V119H84ZM112 121H114V122H112ZM169 121H170V120H169ZM178 121H179V119H178ZM218 121H219V120H218ZM252 121H253V120H252ZM36 122H37V121H36ZM98 122H99V121H98ZM115 122H116V123H115ZM160 122H161V121H160ZM180 122H181V121H180ZM183 122H184V121H183ZM194 122H195V120H194ZM244 122H245V121H244ZM262 122H264V119H263ZM8 123H9V120H8ZM60 123H61V121H60ZM86 123L89 124V122H87V120H86ZM90 123H91V122H90ZM96 123H97V122H96ZM112 123L114 124L113 128H111ZM134 123H135V122H134ZM141 123H142V122H141ZM149 123H150V120H149ZM156 123H157V122H156ZM165 123H166V122H165ZM177 123L179 124V122H177ZM192 123H193V121H192ZM247 123L249 124V119H248V122H247ZM11 124H12V122H11ZM43 124H44V123H43ZM56 124H57V123H56ZM78 124H79V122H78ZM138 124H139V123H138ZM150 124H152V120H151V123H150ZM153 124H154V123H153ZM161 124H162V123H161ZM173 124H174V122H173ZM245 124H246V123H245ZM251 124H252V123H251ZM253 124H255L254 121H253ZM258 124H259V123H258ZM37 125H38V124H37ZM80 125H81V124H80ZM83 125H84V124H83ZM143 125H144V127L146 126V128H145V130H146V129H147V124L145 125L144 120H143ZM148 125H149V124H148ZM156 125L159 126V124H156ZM166 125H167V124H166ZM185 125H186L185 129L182 127V125H180V126H181V129L186 130V129L188 128V127H187V120H186V122H185ZM193 125H194V123H193ZM216 125H217V123H216ZM222 125H223V124H222ZM232 125H233V124H232ZM249 125H250V124H249ZM53 126H54V125H53ZM174 126H177V125L174 124ZM174 126H173V127H174ZM219 126H220V124H219ZM219 126H218V127H219ZM257 126H258V125H256V129H257ZM261 126H262V123H261ZM261 126H260V131H261ZM28 127H29V126H28ZM59 127H60V126H59ZM78 127H79V126H78ZM122 127H123V124H122ZM125 127H126V125H125ZM151 127L153 128V125H151ZM155 127H156V126H155ZM169 127H170V126H169ZM189 127H190V126H189ZM192 127H193V126H192ZM218 127H217L216 130H218ZM225 127H226V126H225ZM225 127H223V129H224ZM227 127H228V126H227ZM231 127H232V126H231ZM51 128H52V126H51ZM71 128H72V127H71ZM80 128H81V127H80ZM91 128H93V127H91ZM170 128H171V127H170ZM177 128L179 129L180 127H177ZM193 128H194V127H193ZM193 128H192V129H193ZM229 128H230V127H229ZM232 128H233V127H232ZM253 128H254V126H253ZM253 128H252V129H253ZM45 129H46V125H45ZM47 129H48V127H47ZM84 129H85V128H84ZM93 129H94V128H93ZM97 129H98V128H97ZM162 129H164V128H161L160 130H162ZM188 129H189V128H188ZM192 129H191V130H192ZM213 129H214V127H213ZM243 129H244V128H243ZM248 129H249V127H248ZM29 130H30V129H29ZM113 130H114V131H113ZM143 130H144V128H143ZM147 130H148V129H147ZM147 130H146V131H147ZM150 130H151V129H150ZM157 130H159V129H157ZM160 130H159V131H160ZM168 130H169V129H168ZM229 130H230V129H229ZM258 130H259V128H258ZM52 131H54V130H52ZM55 131H56V130H55ZM63 131H64V130H63ZM98 131H99V130H98ZM122 131H126V130L122 129ZM173 131L175 132L174 129H173ZM242 131H243V130H242ZM242 131L239 132V133L241 134ZM244 131H245V130H244ZM244 131H243V133H244ZM249 131H250V129H249ZM263 131H264V130H263ZM59 132H60V131H59ZM95 132H96V131H95ZM127 132H128V131H127ZM132 132H133V131H132ZM141 132H142V129H141ZM141 132H140V134H141ZM147 132H148V131H147ZM155 132H157V131H155ZM155 132H154V135H153V134L151 135V136H153V138H155ZM171 132H172V129H171ZM186 132H187V130H186ZM221 132H222V127H221ZM230 132H231V131H230ZM257 132H258V131H257ZM37 133H38V132H37ZM76 133H77V132H76ZM98 133H99V132H98ZM111 133H110V135H111ZM123 133H124V132H123ZM129 133H130V132H129ZM144 133H145V132H144ZM166 133H167V132H166ZM184 133H185V132H184ZM194 133H196V132H194ZM228 133H229V132H228ZM239 133H238V134H239ZM68 134H69V133H68ZM77 134H78V133H77ZM113 134H112V135H113ZM135 134H136V132H135ZM169 134H171V133H169ZM169 134H168V135H169ZM177 134H178V133H177ZM208 134H209V133H208ZM231 134H232V132H231ZM231 134H230V135H231ZM247 134H248V132H247ZM251 134H252V132H251ZM253 134H255V133H253ZM256 134H257V133H256ZM32 135H33V134H32ZM42 135H43V134H42ZM44 135H45V134H44ZM61 135H62V134H61ZM72 135H73V136H72ZM82 135H85V134H82ZM86 135H87V138H88V139H91V137H92V133H91V132L87 133ZM86 135H85V136H86ZM123 135L125 136V134H123ZM129 135H130V134H128V136H129ZM137 135H138V134H137ZM159 135H161V133H160ZM194 135H195V134H194ZM199 135H200V133H199ZM225 135H226V134H225ZM230 135H229V138H230ZM257 135H258V134H257ZM257 135H256V136H257ZM261 135H262V132H261ZM28 136H29V135H28ZM40 136H41V135H39V133H38V134H35L34 137H33V139L30 140V143H31V144H35V143H37V144H35V145L37 146L38 143H39V141L41 140L40 138H42V137H40ZM64 136H65V133H64ZM71 136H72V138H73L72 140H74V139L76 138V137H74L75 135L73 134V130H72V134L70 133V137H71ZM131 136H135V135H134V132L132 133ZM131 136H129V138H131ZM171 136H173V134H172ZM175 136H176V135H175ZM179 136H180V131H179ZM179 136H178V137H179ZM184 136H185V135H184ZM184 136H183V139H187V137L184 138ZM206 136H207V135H206ZM216 136H217V135H216ZM220 136H221V135H220ZM251 136H252V135H251ZM22 137H23V136H22ZM55 137H56V136H55ZM57 137H58V136H57ZM70 137H68V139H69ZM93 137H94V136H93ZM106 137H107V136H106ZM106 137H105V138H106ZM112 137H113V136H111V141L113 142ZM114 137H113V138H114ZM165 137H166V135H165ZM169 137H170V135H169ZM194 137H195V138H193V139H194L193 141H195V139L198 141L196 135H195ZM203 137H204V136H203ZM203 137H202V139H200V137H199V141H200V140L202 141V140H203ZM236 137H237V136H236ZM243 137H245V136H243ZM243 137H242V138H243ZM247 137H248V135H247ZM253 137H254V136H253ZM253 137H252V138H253ZM28 138H29V137H28ZM79 138H80L81 140L83 139V137L81 138V135H80V134H79ZM95 138H96V137H95ZM95 138H94V140H92V141H90V142L92 143V146H93V147H95V146L97 147V148L95 147V149H97V153H98L100 150H103V149H104V151H105V149H106V148L101 149L102 142H103V145H104V146H105V144H108L109 147L112 146L111 144H113L112 142L109 143V140H106V141H108V142H105V143H104V140H105V139H104L103 141L100 140L101 142H99V144H100V145H99L98 142L95 141ZM107 138L110 139V136L108 135ZM121 138H123V137H122V132H121ZM127 138H128V137H127ZM181 138H182V136H180V139H181ZM207 138H208V136H207ZM219 138L221 139V137H219ZM242 138H241V139H242ZM256 138H257V137H256ZM260 138H261V136H260ZM61 139H63V137H62ZM85 139H86V138H85ZM88 139H87V140H88ZM102 139H103V138H102ZM173 139H174V138H173ZM210 139H212V138H210ZM238 139H239V138H238ZM238 139L236 138V140H238ZM258 139H259V137H258ZM65 140H66V138H65ZM70 140H71V138H70ZM147 140H149V139L146 138V142H147ZM243 140H244V138H243ZM245 140H246V139H245ZM245 140H244V141H245ZM249 140H250V137H249ZM43 141H44V138H43ZM75 141H76V140H75ZM78 141H79V140H78ZM94 141H95V143H97V145H95ZM114 141H115V140H114ZM151 141H152V138H151ZM154 141H155L154 143L157 144V143L159 142V139L156 140V138H155ZM169 141H171V140H169ZM174 141H175V140H174ZM193 141H192V143H193ZM197 141H196V143H197ZM207 141H208V140H207ZM209 141H210V140H209ZM211 141L213 142V140H211ZM211 141H210V143H211ZM215 141H216V140H215ZM252 141H253V140H252ZM252 141H250V144H251ZM256 141H257V140H256ZM256 141L254 140V142H256ZM259 141H260V139H259ZM8 142H9V139H8ZM48 142H49V141H48ZM70 142H71V141H70ZM160 142H161V141H160ZM162 142H164V140H163ZM165 142H166V141H165ZM175 142H176V141H175ZM175 142L173 143V140H172V144H173L174 146H175ZM40 143H41V142H40ZM50 143H51V142H50ZM75 143H76V142H75ZM79 143H80V141H79ZM149 143H151V142H149ZM167 143H168V141H167ZM223 143H224V141H223ZM223 143H222V145H223ZM225 143H226V142H225ZM237 143H238V142H237ZM7 144H8V143H7ZM42 144H43V143H42ZM53 144H54V142H53ZM67 144H69V143H67ZM81 144H83V143L81 142ZM140 144H141V143H140ZM169 144L171 145L170 142H169ZM200 144H201V143H200ZM200 144H199V146H200ZM205 144H206V142H205ZM248 144H249V143H248ZM258 144H259V142H258ZM43 145H44V144H43ZM55 145H57V144L55 143ZM62 145H63V144H62ZM88 145H89V144H88ZM88 145H87V147H85V148H87V153H88V150H89V149H88V148H89ZM134 145H135V144H134ZM141 145H142V144H141ZM177 145H178V146H177ZM202 145H203V144H202ZM206 145H208V144H206ZM212 145H213V143H212ZM224 145H225V144H224ZM246 145H247V144H244V147H245ZM30 146H31V145H30ZM33 146H34V145H33ZM41 146H42V145H41ZM66 146H68V145H66ZM92 146H91V148H92ZM98 146H99V148H98ZM104 146H102V147H104ZM130 146H131V145H130ZM147 146H148V145H147ZM147 146H146V149H145V150L151 149V148H150V145H149L148 147H147ZM160 146H161V145H160ZM165 146H166V145H165ZM165 146H163V147H161V148H164ZM174 146L172 147L173 149H174ZM181 146H182V143H181ZM183 146H186V145L183 144ZM187 146H189V145H187ZM215 146H216V145H215ZM240 146H241V144H240ZM242 146H243V145H242ZM247 146H249V145H247ZM254 146H255V143H254ZM254 146H252V148H253ZM259 146H260V145H259ZM34 147H35V146H34ZM75 147H77V145H76ZM75 147H74V148H75ZM158 147H159V146H158ZM175 147H180V145L178 144V142L176 143V146H175ZM189 147H190V146H189ZM202 147H203V146H202ZM217 147H218V145H217ZM221 147H222V146L220 145V148H221ZM235 147H236V144H235ZM250 147H251V145H250ZM256 147H257V146H256ZM256 147H255V148H256ZM262 147H263V145H262ZM46 148H47V145H46ZM55 148H56V147H55ZM61 148H62V147H61ZM91 148H90V149H91ZM161 148H160V149H161ZM239 148H240V147H239ZM242 148H243V147H241V149H242ZM43 149H44V148H43ZM58 149H59V148H58ZM69 149H72V148L70 147ZM95 149H94V150H95ZM137 149H138V146H137ZM166 149H167V147L165 148V150H166ZM168 149H169V147H168ZM173 149H171V150H173ZM184 149H187V148H184ZM189 149L191 150L192 148H189ZM236 149H237V151H238V148H237V147H236ZM258 149H259V148H258ZM94 150H91V151H92V155L94 154V152H93ZM140 150H141V149H140ZM165 150H164L163 152H165ZM207 150H209V147H208ZM247 150H248V149H247ZM48 151H49V150H48ZM58 151H59V150H58ZM95 151H96V150H95ZM141 151H142V150H141ZM169 151H170V149H169ZM204 151H205V150H204ZM213 151H215V150H213ZM218 151L220 152L219 148H218ZM234 151H235V150H234ZM251 151H252V150H251ZM258 151H259V150H258ZM54 152H55V150H54ZM54 152H53V153H54ZM144 152H145V151H144ZM161 152H162V151H161ZM161 152H160V154H162ZM173 152H174V151H173ZM188 152H189V151H188ZM188 152H187V153H188ZM190 152H191V151H190ZM231 152H233V151H231ZM240 152H241V151H240ZM243 152H244V150H243ZM249 152H250V151H249ZM59 153H60V152H59ZM61 153H62V152H61ZM142 153H143V152H142ZM142 153H141V154H142ZM146 153H147V151H146ZM166 153H168V151H167ZM208 153H209L208 156L211 155L210 152H208ZM211 153H212V151H211ZM254 153H255V152H254ZM148 154H149V153H148ZM151 154H152V149H151ZM151 154H150V157H151ZM227 154H228V152H227ZM231 154H233V153H231ZM236 154H237V152H236ZM247 154H248V152H247ZM255 154H256V153H255ZM263 154H264V153H263ZM63 155H64V154H62V156H63ZM92 155H91V152L89 151V156H92ZM94 155H95V154H94ZM131 155H132V154H131ZM152 155H153V154H152ZM158 155H159V154H158ZM162 155H163V154H162ZM174 155H175V154H174ZM174 155H173V156H174ZM206 155H207V154H206ZM215 155H216V153H215ZM222 155H223V154H222ZM239 155H240V154H239ZM251 155H252V154H251ZM47 156H48V155H47ZM89 156H88V157H89ZM154 156H155V155H154ZM213 156H214V155H213ZM245 156H246V155H245ZM245 156H243L242 158H245ZM254 156H255V155H254ZM261 156H262V154H261ZM60 157H61V156H60ZM88 157H87V158H88ZM113 157H114V156H113ZM147 157H148V156H147ZM161 157H162V156H161ZM163 157H165V156H163ZM225 157L228 158V156H225ZM230 157H232V156H230ZM249 157H250V155H249ZM74 158L76 159V157H74ZM77 158H78V157H77ZM81 158H82V159H79L78 162H79V161H82V160L85 161L84 159H85L86 157H84V154H83V153H82ZM142 158H143V157H142ZM209 158H210V157H209ZM211 158H212V157H211ZM211 158H210V159H211ZM255 158H256V157H255ZM260 158H261V157H260ZM88 159H89V158H88ZM207 159H208V158H207ZM247 159H248V157H247ZM257 159H258V158H257ZM223 160H224V158H223ZM231 160H232V158H231ZM71 161H72V160H71ZM124 161H125V160H124ZM124 161H123V162H124ZM225 161H226V160H225ZM227 161H228V159H227ZM241 161H242V160H240V163L243 162V161H242V162H241ZM57 162H58V161H57ZM85 162H86V161H85ZM228 162H230V161H228ZM237 162H238V161H237ZM258 162H259V161H258ZM185 163H186V161H185ZM190 163H191V162H190ZM230 163H231V162H230ZM90 164H91V163H89L88 166H90ZM109 164H110V163H109ZM194 164H196V163H194ZM227 164H228V163H227ZM259 164H260V163H259ZM91 165L94 166V164H91ZM107 165H108V164H107ZM110 165L113 166V167H116V166H114L113 164H110ZM110 165H108V166H110ZM176 165H177V164H176ZM178 165H179V164H178ZM182 165H183V164H182ZM182 165H181V166H182ZM184 165H185V164H184ZM191 165L193 166V164H191ZM199 165H200V164H199ZM253 165H255V164H253ZM79 166H80V164H79ZM92 166H91V167H92ZM97 166H98V165H97ZM187 166H189V165L187 164ZM192 166H190L189 169H191ZM113 167L111 168V170L114 169ZM120 167H121V166H120ZM169 167H170V166H169ZM182 167H183V166H182ZM87 168H88V167H87ZM142 168H143V167H142ZM147 168H148V167H147ZM172 168H173V167H172ZM176 168H177V166H176ZM185 168H186V169H185V172L188 171V170H187L188 167H186V165H185ZM195 168H196V167H195ZM195 168L193 167L194 172H195V170H196ZM216 168H217V167H216ZM138 169H139V168H138ZM138 169H136V170H138ZM143 169H144V168H143ZM210 169H211V168H210ZM210 169L207 170L208 172L206 171V174L209 173V175H210V173H213V171L209 172ZM221 169H222V168H219L220 171H218V173H219V178H221L220 175L224 174V172L226 173V171H227V170L224 171V169H223V173H222ZM255 169H256V167H255ZM263 169H264V168H263ZM117 170H118V169H117ZM124 170H125V168H124ZM174 170H175V167H174ZM177 170H178V169H177ZM179 170H180V166H179ZM183 170H184V169H183ZM198 170H199V169L197 168L196 173H197L198 176L200 177V173H201L202 169H201V171H198ZM213 170H214V169H213ZM248 170H249V169H248ZM252 170H253V168H252ZM122 171H123V170H122ZM122 171L119 170L120 173H122ZM133 171H134V170H133ZM148 171H149V168H148ZM151 171H152V170H150V174L153 176L154 174H152ZM153 171H155V170L153 169ZM156 171H157V170H156ZM189 171L191 172V170H189ZM189 171H188V173H189ZM214 171H215V170H214ZM127 172H128V170H126L125 177H126ZM143 172H144V171H143ZM162 172H163V168H162ZM168 172H169V171H168ZM185 172L183 171L182 174L184 175ZM192 172H193V171H192ZM263 172H264V171H263ZM140 173H141V175L143 174L142 172H140ZM140 173H139V175H140ZM154 173H155V172H154ZM157 173L159 174L158 171H157ZM157 173H156V174H157ZM172 173H173V171H172ZM176 173H178V172H176ZM203 173L205 174V171H204ZM203 173H202V174H203ZM220 173H222V174H220ZM228 173L230 174L231 172L228 171ZM228 173H226L225 175H226V176H227V175L229 176ZM237 173H238V172H237ZM242 173H243V172H242ZM245 173H246V172H245ZM253 173H254V172H252V174H253ZM38 174H40V173H38ZM130 174H131V172H130ZM144 174H145V173H144ZM162 174H163V173H162ZM174 174H175V173H174ZM179 174H181V171L179 172ZM179 174H176V176L179 175ZM182 174H181V176H180V175H179V176H180V177H183ZM186 174H187V172H186ZM186 174H185V175H186ZM189 174H190V176H191V173H189ZM197 174H196V176H197ZM204 174H203V175H204ZM206 174L204 175V179H205ZM213 174H215V176H216V175H217V172H215V173H213ZM213 174H212V175H213ZM247 174H248V173H247ZM259 174H260V172H259ZM33 175H35V174H33ZM127 175H128V174H127ZM131 175H132V174H131ZM133 175L135 176L134 173H133ZM139 175H138V177H140ZM164 175H166V173H164ZM193 175L195 176V174H193ZM212 175L209 176V178H210L211 180H209V178H208V181H210V182L212 181V178H213ZM230 175H231V174H230ZM234 175H235L236 177H235V178H233V177L231 178V179H232L231 181H232L233 183H234L233 179H234V180H235V179H238V177H237V175H236L235 173H234ZM256 175H257V173H256ZM30 176H31V175H30ZM116 176H119V173H118V175H116ZM120 176H121V175H120ZM147 176L149 177V174H148ZM155 176H156V175H155ZM157 176H158V175H157ZM161 176H162V175H161ZM161 176H160V177H161ZM169 176L171 177L172 174H171V175L167 174L166 177L169 178ZM211 176H212V177H211ZM217 176H218V175H217ZM240 176H241V174H240ZM243 176H244V175H243ZM260 176H261V174H260ZM128 177H129V176H128ZM162 177L164 178V176H162ZM166 177H165V178H166ZM187 177H188V176H187ZM191 177H192V176H191ZM207 177H208V175H207ZM244 177H245V176H244ZM246 177H247V176H246ZM29 178H30V177H29ZM31 178H32V177H31ZM113 178H114V177H111V179H113ZM121 178H122V176L120 177V179H121ZM130 178H131V176H130ZM130 178H128L129 181L126 180L128 184H129V182H130ZM149 178H150V177H149ZM149 178H148V180H149ZM152 178H154V176H153ZM163 178H162V179H163ZM168 178H166V179H168ZM173 178H174V179H173ZM173 178L171 179V181H172V180H173V181L176 180V177H173ZM183 178H184V177H183ZM183 178H182V179H183ZM195 178H196V177H195ZM222 178H223V177H222ZM222 178H221V181H222ZM256 178H257V177H256ZM111 179H110V180H111ZM118 179H119V178H118ZM122 179H123V178H122ZM143 179H144V176H143ZM155 179H156V178H155ZM159 179H160V178H159ZM169 179H170V178H169ZM188 179H189V178H188ZM188 179H187V183H188ZM193 179H194V177H193ZM213 179H215V178H213ZM217 179H218V178H217ZM217 179H216V181H218ZM225 179H226V177H225ZM225 179H223V180H225ZM248 179H249V177H248ZM252 179H253V178H251V180H252ZM261 179H262V178H261ZM27 180H28V179H27ZM114 180L116 181V178H114ZM132 180H134V178H133ZM135 180H137V179L135 178ZM150 180H151V179H150ZM156 180H157V185L162 184V182H161L162 180L160 181V183H158V177H157ZM164 180H165V179H164ZM196 180H197V178L195 179V182L197 183ZM198 180H199V179H198ZM229 180H230V179H229ZM239 180H240V178H239ZM33 181H35V179H34ZM33 181H32L31 183H33L34 186H37V183H38V182H36V185H35V184H34L35 182H33ZM40 181H42V179H41ZM111 181H112V180H111ZM138 181H139V179H138ZM146 181H147V180H146ZM146 181H145V182H146ZM151 181H152V180H151ZM151 181H150V183L153 182V181H152V182H151ZM189 181H190V183H191V180H189ZM203 181H204V180H203ZM226 181H227V180H226ZM231 181H230V183H231ZM246 181H247V180H246ZM253 181H254V179H253ZM253 181H252L251 183H253ZM258 181H259V180H258ZM258 181H257V182H258ZM263 181H264V180H262V182H263ZM25 182H26L25 184H27V182L29 183V181H26V180H25ZM42 182H43V181H42ZM42 182H41V183H42ZM113 182H114V181H113ZM119 182H120V181H119ZM119 182H118V184H119ZM167 182H168V181H167ZM179 182H180V178H179ZM185 182H186V178H185ZM195 182H193V183L195 184ZM222 182H223V181H222ZM41 183L39 182L38 185L41 184ZM124 183H125V181H123V184H124ZM127 183H125V186H124V187L121 186V187H123V188H122L123 190H128V189H129L130 185H129V187H128V185H127L128 188H126V184H127ZM147 183H148V181H147ZM165 183H166V182H164V184H165ZM173 183L175 184V182H173ZM177 183H178V178H177ZM181 183H183V182L181 181ZM193 183H191L192 186H193ZM213 183H214V180H213ZM219 183H221V182H220V179H219ZM219 183H218V184H219ZM230 183H229V184H230ZM237 183H239V182H237ZM8 184H10V182H8ZM94 184H95V183H94ZM115 184H116V182H115ZM121 184H122V182H121ZM142 184H143V183H142ZM201 184H204V183L201 182ZM218 184H217V186H218ZM225 184H226V183H225ZM235 184H236V182H235ZM243 184H244V182H243ZM256 184H257V183H256ZM258 184H259V183H258ZM45 185H46V184H45ZM110 185H111V184H110ZM134 185H135V184H134ZM136 185H137V183H136ZM136 185H135V186H136ZM167 185H168V186H166V188L168 189L169 184L167 183ZM171 185H172V184H171ZM175 185H176V184H175ZM177 185H178V184H177ZM195 185H196V184H195ZM215 185H216V183H215ZM221 185H222V187H223V184H221ZM226 185H227V184H226ZM231 185H232V183H231ZM239 185H240V184H239ZM239 185L237 184L238 187H239ZM254 185H255V184H254ZM27 186H28V185H27ZM29 186H30V185H29ZM31 186H32V185H31ZM34 186H32V187H34ZM141 186H142V185L140 184V187H141ZM144 186L146 187L147 185H144ZM150 186H151V185H150ZM150 186H149V187L147 186L146 188H151ZM162 186H163V185H162ZM172 186H173V185H172ZM202 186H203V185H202ZM207 186H208V184H207ZM213 186H214V184H213ZM246 186H247V185H246ZM0 187H2V186L0 185ZM4 187H5V184H4ZM44 187H45V186H44ZM105 187H106V186H105ZM142 187H143V186H142ZM160 187H161V185H160ZM183 187H184V185H183ZM199 187H200V186H199ZM209 187H210V186H209ZM214 187H215V186H214ZM234 187H235V186H233V188H234ZM249 187H250V186H248V188H246V189H248V191H249ZM255 187H256V186H255ZM262 187H263V186H262ZM2 188H3V187H2ZM8 188L12 191V189H13L14 187H12V189H11L10 186H9ZM23 188H25V186H24ZM72 188H73V187H72ZM84 188L86 189V187H84ZM115 188H116V187H115ZM115 188H114V189H115ZM132 188H133V187H130V189H132ZM136 188H137V186H136ZM191 188H192V187H191ZM219 188H220V186L218 187V189H219ZM240 188H241V187H240ZM250 188H251V187H250ZM16 189H17V188H16ZM26 189H27V187H26ZM52 189H53V188H52ZM74 189H75V187H74ZM79 189H80V188H78V190H79ZM105 189H106V188H105ZM112 189H113V188H112ZM112 189L110 190V192L112 191ZM130 189H129V190H130ZM153 189H154V188H152V190H153ZM156 189H158V188H155V190H156ZM170 189H171V188H170ZM201 189H202V188H201ZM201 189H200V190H201ZM210 189H211V188H210ZM218 189H217V190H218ZM235 189H236V188H235ZM258 189H260V188L258 187ZM14 190H15V189H14ZM28 190H29V188H28ZM58 190H59V189H58ZM62 190H63V189H62ZM62 190H60V191H62ZM89 190H90V189H89ZM103 190H104V188H103ZM132 190H133V189H132ZM134 190H135V189H134ZM136 190H137V189H136ZM141 190H142V189H141ZM141 190H140V191H141ZM155 190H154V191H155ZM187 190H189V187L186 188V192H187V193L190 192V191H187ZM195 190H196V189H195ZM204 190H205V188H204ZM204 190H203V191H204ZM215 190H216V187H215V189H213V192H214ZM225 190H226V188H225ZM241 190H242V189H241ZM241 190H240V191H241ZM261 190H263V189H261ZM1 191H2V189H1ZM24 191H25V189H24ZM24 191H22L23 194H24ZM30 191L33 192V188H32V190H30ZM34 191H35V190H34ZM42 191H43V186L41 187V193H42ZM44 191H46V189H44ZM52 191H53V190H52ZM60 191H59V192L57 191V193H60ZM64 191H65V190H64ZM69 191H70V190H67V192H69ZM99 191H100V190H99ZM116 191H118V189H116ZM137 191H138V190H137ZM137 191H136V192H137ZM140 191L138 192V193H139V197H140ZM146 191H147V190H145L144 192H146ZM157 191H159V190H157ZM197 191H198V189H197ZM201 191H202V190H201ZM223 191H224V189H223ZM236 191L238 192V189H237ZM254 191H255V190H253V192H254ZM257 191H258V190H257ZM5 192H6V190H5ZM8 192L10 193V191H8ZM15 192H16V190H15ZM35 192H36V191H35ZM85 192H86V190H85ZM85 192H84V193H85ZM88 192H89V191H88ZM105 192H106V191H105ZM107 192H108V195H109V191H108V190H107ZM130 192H132V191H131V190L129 191L128 196L130 195ZM136 192H135V193H136ZM144 192H143V195H142V193H141V195H142V198H144V200H145V197H144V196H145V195H144L145 193H144ZM164 192H165V190H164ZM215 192H216V191H215ZM237 192H236V193H237ZM6 193H7V192H6ZM26 193H27V192L25 191V195H26ZM61 193H64V194H65V192H61ZM61 193H60V194H61ZM72 193H73V192H72ZM90 193H91V192H90ZM90 193H89V194H90ZM101 193H102V191H101ZM116 193H119V192H116ZM126 193H127V192H126ZM133 193H134V192H133ZM153 193H154V192H153ZM153 193H152V195H153ZM155 193H156V192H155ZM155 193H154V194H155ZM161 193H162V194H161V195L159 194V197L163 195V192H161ZM166 193L168 194V191H167ZM192 193H193V192H192ZM206 193H207V191H206ZM210 193H211V192H210ZM227 193H228V191H227ZM229 193H231L230 190H229ZM232 193H233V192H232ZM11 194H12V192L10 193V197H11ZM16 194H17V193H16ZM18 194H19V198H18V196H16V197H17L18 199H20V203H21V199H22V196H23V195H22L21 193H19V192H18ZM20 194H21L22 196H20ZM28 194H29V193H28ZM28 194H27V195H28ZM36 194H37V192H36ZM43 194L45 195V193H43ZM60 194H59V196H60ZM69 194H70V192H69ZM73 194H74V193H73ZM81 194H83V191H82ZM150 194H151V193H150ZM164 194H165V193H164ZM169 194H171V193L169 192ZM190 194H191V193H190ZM213 194H214V193H213ZM213 194H212V195H213ZM215 194H216V193H215ZM238 194L240 195L241 193L238 192ZM251 194H252V193H251ZM255 194H257V193H255ZM14 195H15V194H14ZM44 195H43V196H44ZM55 195H56V193H55ZM74 195H75V194H74ZM85 195H86V194H85ZM110 195H111V193H110ZM112 195H113V194H112ZM146 195H147V194H146ZM152 195H151V196H152ZM172 195H173V193H172ZM224 195H225V194H224ZM234 195H235V194H234ZM234 195H233V196H234ZM243 195L246 197L245 193H244ZM243 195H242V196H243ZM259 195H260V194H258V196H259ZM31 196H32V194H31L29 197H31ZM34 196H35V195H34ZM40 196H41V194H40ZM59 196H56V197H59ZM63 196H65V198H66V194H65V195H62V199L64 200ZM78 196H79V195H78ZM86 196H87V195H86ZM92 196H93V195H92ZM101 196H102V195H100V197H99V201L102 199ZM106 196H107V193H106ZM106 196H105V198H106ZM124 196H125V194H124ZM135 196H136V197H135ZM135 196H134V194H133L132 199H135L136 201H138V198H139V197H137L138 195L136 194ZM148 196H149V194H148L146 197H148ZM155 196H157V195L155 194ZM168 196H169V195H168ZM183 196H185V195H183ZM222 196H223V195H222ZM228 196H229V194H228ZM240 196H241V195H240ZM41 197H42V196H41ZM44 197H46V196H44ZM79 197H80V196H79ZM89 197H90V196H89ZM111 197H112V196H111ZM134 197H135V198H134ZM163 197H164V198H163L164 200L167 199L165 196H163ZM176 197H177V195H176ZM215 197H216V196H215ZM219 197L221 198V195H219ZM224 197H225V196H224ZM250 197H251V195H250ZM7 198H8V197H7ZM60 198H61V196L59 197V200H61ZM72 198H73V195H72ZM92 198H93V197H92ZM105 198H104V194H103V199L105 200ZM112 198H113V197H112ZM125 198H126V197H125ZM142 198H141V200H142ZM151 198H152V197H149V199H151ZM168 198H170V196H169ZM178 198H179V197H178ZM178 198H177V199H178ZM186 198H187V197H186ZM217 198H218V197H217ZM217 198H216V199H217ZM252 198H253V195H252ZM261 198H262V197H261ZM11 199H13V198L11 197ZM26 199H29V198H23V199H22V202H23L24 200H26ZM32 199H33V197H32ZM32 199H30V200H32ZM50 199H51V197H50ZM53 199H54V198H53ZM56 199H57V200H56V202H57V201H58V198H56ZM93 199H94V198H93ZM127 199H128V197H127ZM130 199H131V195H130L129 200H130ZM149 199L147 198L146 201H145V203L148 202L147 200H149ZM155 199H156V197H155ZM177 199L174 198L175 203H174V202H169V203L166 202V203L169 204V205H170V203H171V204H173V203L176 204L177 201L180 202V200H177ZM223 199H224V198H223ZM229 199H230V197H229ZM236 199H238V198L236 197ZM248 199H249V197H247V200H248ZM255 199H256V196H255ZM262 199H263V198H262ZM0 200H1V199H0ZM4 200H5V198H4ZM40 200H41V199H40ZM40 200H39V201H40ZM87 200H89V198H87ZM151 200H152V199H151ZM151 200H150V201H151ZM158 200H159V198H158ZM170 200H171V199H170ZM172 200H173V198H172ZM227 200H228V199H227ZM227 200H226V202H227ZM244 200H245V198H244ZM258 200H260V198H258ZM1 201H2V200H1ZM16 201H19V200L14 199V203H15ZM49 201H50V200H48V202H49ZM54 201H55V200H54ZM54 201L52 202L53 204H54ZM78 201H79V199H78ZM96 201H97V200H96ZM96 201H95V202H96ZM99 201H98V203L96 202V203H97V204H96L97 207H98V205H99ZM110 201H111V199H110ZM142 201H143V200H142ZM150 201L148 202V204L150 203ZM160 201H161V203H164V202L162 201V197H161V200H160ZM166 201H167V200H166ZM232 201L234 202L233 199H232ZM253 201H254V198H253ZM24 202H25V201H24ZM30 202H31V201H30ZM32 202H34V201L32 200ZM41 202H42V201H41ZM60 202H61V201H60ZM65 202H66V201H65ZM100 202H101V201H100ZM102 202H103V201H102ZM125 202H126V201H125ZM125 202H124V203H125ZM127 202L129 203V201H127ZM127 202H126V207H125V205H123L122 203H121L120 207L122 206L121 208L124 207V210H125V209L129 210V208H130L129 206H132V205H128ZM131 202H132V201H131ZM155 202H156V204H155ZM155 202L153 203V205H155V206H154V207H155L154 209H156V207L159 206V204H160V206H162L160 202L157 203V200H155ZM185 202H186L185 199H184V202H183V203H182V201H181V203H182L183 205L185 204ZM259 202H260V201H259ZM14 203H11V204H14ZM20 203H19V204H20ZM37 203H38V202H37ZM37 203L35 202V204H37ZM71 203H73V202H71ZM76 203H77V202H76ZM103 203H104V202H103ZM181 203H180V204H176V205H179V206H180ZM228 203H229V201H228ZM231 203H232V202H230V204H231ZM235 203H236V202H235ZM253 203H254V202H252V200H251V201H250V204L253 205ZM256 203H257V201H256ZM21 204H22V203H21ZM25 204H26V202H25ZM53 204H52V206H53ZM56 204H57V203H56ZM78 204H80V203L78 202ZM81 204H82V203H81ZM81 204H80V206H81ZM101 204H102V203H101ZM107 204H108V202H107ZM113 204H114V203L112 202V206H113ZM129 204H130V203H129ZM131 204H132V203H131ZM134 204H135V203H134ZM174 204H173V205H174ZM217 204H218V202H217ZM224 204H225V203H224ZM7 205H9V203H8ZM33 205H34V204H33ZM42 205H43V204H42ZM86 205H87V204H86ZM92 205H93V203H92ZM169 205H167V206L169 207ZM186 205H187V202H186ZM188 205H189V204H188ZM218 205L220 206V204H218ZM5 206H6V205H5ZM17 206H18V205H17ZM38 206H41V203H40V204L38 203ZM56 206H57V205H56ZM61 206H63V205H61ZM61 206H60V207H61ZM71 206H73V204H72ZM71 206H69V209H71ZM77 206H78V205H77ZM93 206H94V205H93ZM100 206H101V205H100ZM102 206H103V204H102ZM106 206H107V205H106ZM151 206H152V205H151ZM254 206H255V204H254ZM82 207H84V205L81 206V208H82ZM95 207H96V206H95ZM163 207H164V205H163ZM175 207H176V206H175ZM175 207H174V208H175ZM230 207H231V206H230ZM3 208H4V209H7V207H3ZM26 208H27V207H26ZM26 208H25V209H26ZM67 208H68V207H66V211H67ZM131 208H132V207H131ZM165 208H166V207H164V209H165ZM174 208H173V209H174ZM183 208H184V210H185V205L183 206ZM232 208H233V207H232ZM235 208H236V207H235ZM263 208H264V207H263ZM263 208H261V209H263ZM0 209H1V208H0ZM12 209H13V208H12ZM32 209L34 210V208H31V207H30V211H31ZM51 209H52V208H51ZM61 209H62V208H61ZM76 209H78V207H76ZM98 209H99V207H98ZM107 209H108V208H107ZM107 209H105V211H106ZM150 209H151L152 211H154V213H155V215H156L157 210H154V209H152L151 207H150ZM164 209H163V212L166 210V209H165V210H164ZM177 209L179 210V209H182V208H181V206H180V208L178 207ZM188 209H190V206L188 207ZM9 210L11 211V209H9ZM111 210H112V208L110 209V211H111ZM127 210H126V211H127ZM158 210L161 212V210L159 209V207H158ZM170 210H171V209H170ZM175 210H176V209H175ZM186 210H187V209H186ZM47 211H48V210H47ZM54 211H55V210H54ZM78 211H79V209H78ZM155 211H156V212H155ZM159 211H158V213H159ZM168 211H169V209L166 210V212H168ZM190 211H192V210H190ZM259 211H260V209H259ZM12 212H13V210H12ZM61 212H62V211H61ZM64 212H65V211H64ZM64 212H63V213H64ZM67 212H68V211H67ZM76 212H77V211H76ZM76 212H74V213H76ZM106 212H107V211H106ZM174 212H175V211H174ZM181 212L183 213V209L181 210ZM255 212H256V211H255ZM14 213H15V211H14ZM74 213H73V214H74ZM107 213H108V212H107ZM124 213H125V212H124ZM169 213H170V212H169ZM171 213H172V212H171ZM176 213H177V211H176ZM176 213H173V214H176ZM178 213H179V212H178ZM188 213H189V212H188ZM192 213H193V212H192ZM229 213H230V212H229ZM262 213H263V212H262ZM52 214H53V213H52ZM57 214H58V213H57ZM71 214H72V212H71ZM170 215H172V214H170ZM183 215H184V214H183ZM225 215H226V213H225ZM162 216H163V215H162ZM174 216H176V215H174ZM184 216L186 217V215H184ZM193 216H194V214H193ZM219 216H220V215H219ZM221 216H222V214H221ZM221 216H220V217H221ZM256 216H257V215H256ZM50 217H53V216L51 215ZM62 217H63V216H62ZM65 217L67 218V216H65ZM157 217H158V218H161V217H159V215H158ZM182 217H183V216H182ZM187 217H190V216L187 215ZM3 218H4V217H3ZM9 218H10V216H9ZM47 218H48V217H47ZM63 218H64V217H63ZM167 218H168V216H167ZM172 218H173V217H172ZM172 218H170V219H172ZM193 218H194V217H193ZM6 219H8V218H6ZM110 219H111V218H110ZM110 219H109V220H110ZM114 219H115V221H116V217H114ZM121 219H122V217H121ZM165 219H166V218H165ZM165 219H164V220H165ZM168 219H169V218H168ZM176 219H177V218H175V221H176ZM179 219H180V218H179ZM188 219H189V218H188ZM188 219H187V220H188ZM4 220H5V219H4ZM45 220H46V219H44V221H45ZM57 220H58V216H57ZM61 220H62V219H61ZM72 220H73V216H72ZM118 220H120V218H119ZM155 220H156V219H155ZM157 220H158V219H157ZM166 220H167V219H166ZM172 220H173V219H172ZM223 220H224V219H223ZM12 221H14V220H12ZM47 221H49V218H48ZM52 221H53V220H52ZM113 221H114V220H113ZM122 221H124V220H122ZM159 221H160V220H159ZM159 221H158V222H159ZM161 221H162V220H161ZM180 221H181V220H180ZM180 221H179V222H180ZM182 221H184V220H182ZM227 221H228V220H227ZM231 221H232V219H231ZM239 221H240V220H239ZM239 221H238V222H239ZM8 222L10 223L11 220H10V221L8 220ZM109 222H110V221H109ZM156 222H157V221H156ZM184 222H185V221H184ZM238 222L236 223V227H237V225H239ZM45 223H46V222H45ZM45 223H44V224H45ZM52 223H54V222H52ZM118 223H119V222H118ZM118 223L116 222L117 225H118ZM187 223H188V222H187ZM214 223H215V222H214ZM12 224L14 225L13 222H12ZM44 224H43V226H44V228H45V225H44ZM73 224H74V221H73ZM114 224H115V223H112V224L107 223V225H109V227H110V228L108 227L109 230H107V231H110V229H111V225H112V230H113V228H114ZM120 224H122V223H121V220H120ZM179 224H180V223H179ZM218 224H219V223H218ZM249 224H250V222H249ZM15 225H17L16 222H15ZM15 225L13 226V228H16ZM75 225H76V220H75ZM155 225L157 226L156 223H155ZM174 225H175V224H174ZM184 225H185V224H184ZM220 225H222V222H221ZM247 225H248V224H247ZM3 226H4V224H3ZM3 226H2V228L5 227V226H4V227H3ZM8 226H9V224H8ZM48 226H49V224H48ZM67 226H68V225H67ZM162 226H165V228H166L167 225H166L165 222H164V225L162 224ZM175 226H176V225H175ZM180 226H181V224H180ZM222 226H223V225H222ZM227 226H230V225H227ZM10 227H12L11 224H10ZM70 227H71V225L69 226V228H68L67 230H69ZM115 227H116V226H115ZM117 227H119V225H118ZM158 227H159V226H158ZM212 227H214V226L212 225ZM236 227H235V229H236ZM6 228H7V231H8V227H7V226H6ZM41 228H42V227H41ZM121 228H122V226H121ZM129 228H130V227H129ZM162 228H163V227H162ZM177 228H178V227H177ZM224 228H225V227H224ZM247 228H248V227H247ZM173 229H174V227H173ZM173 229H172V227H171L172 233H173ZM241 229H242V227L240 228V232L243 230V229H242V230H241ZM244 229H245V227H244ZM14 230H15V229H14ZM14 230H13V231H14ZM114 230H116V228H115ZM150 230H151V229H150ZM174 230H175V229H174ZM178 230H179V229H178ZM183 230H184V229H183ZM187 230H188V229H187ZM212 230H214V229H212ZM1 231H2V230H1ZM7 231H6V232H7ZM10 231H11V230H10ZM41 231H42V230H41ZM157 231H158V230H157ZM162 231H164V230L162 229ZM168 231H170V228L168 229ZM216 231H217V229H216ZM116 232H118V236H119L120 233H122V232L119 231V228H117V231H116ZM154 232H155V231H154ZM166 232H167V229H165L164 234H167V233H168V232H167V233H166ZM170 232H171V231H170ZM180 232H181V230H180ZM180 232H179V233H180ZM184 232H186V230H185ZM210 232H211V231H210ZM243 232H245V231H243ZM246 232H247V231H246ZM249 232H250V231H249ZM113 233H114V232H112L111 234H113ZM172 233H171V234H172ZM182 233H183V232H182ZM7 234H9V233H7ZM13 234H14V233H13ZM106 234H109V236H110V233H109V232H107ZM106 234H105V235H106ZM124 234H125V231H124V233H122L123 237H124ZM159 234H160V232H159ZM169 234H170V233H169ZM237 234H239V232H237ZM1 235H2V234H1ZM1 235H0V251H2V249H4L3 251H5V249L7 248V242H9V241H8L9 235H8V237H7V241L4 240V237H6V236H4V234H3L4 237H1ZM5 235H6V233H5ZM120 235H121V234H120ZM126 235H127V234H126ZM151 235H152V234H151ZM157 235H158V233H157ZM161 235H163V234H161ZM167 235H168V234H167ZM206 235H207V234H206ZM208 235L211 236L210 234H208ZM213 235H214V233H213ZM109 236H108V238H109ZM143 236H144V235H143ZM143 236H142V237H143ZM154 236H155V234H154ZM154 236H153V237H154ZM178 236H179V235H178ZM183 236H184V234H183ZM234 236H235V235H234ZM254 236H255V235H254ZM11 237H12V236H11ZM112 237H113V236L111 235V240H113ZM114 237H115V236H114ZM134 237H135V236H134ZM142 237L138 236V239H141ZM161 237H162V236H161ZM204 237H206V236H204ZM211 237H212V236H211ZM220 237H221V235H220ZM250 237H251V236H250ZM78 238H80V237H78ZM81 238H82V237H81ZM105 238H106V236H105ZM105 238H104L103 241H107V240H108V239L105 240ZM145 238H146L145 241L150 240V238H148V239H147V237H145ZM159 238H160V237H159ZM180 238L183 240L182 236H180ZM180 238H179V239H180ZM222 238H223V237H222ZM255 238H256V237H255ZM257 238H258V237H257ZM102 239H103V238H102ZM102 239H101V241H102ZM119 239H120V237H119L118 240H117L118 243H119ZM124 239H125V237H124ZM134 239H135V238H134ZM134 239H133V240H134ZM151 239H152V236H151ZM154 239H155V238H154ZM177 239H178V237L176 238V240H177ZM181 239H180V241H181ZM185 239H186V237H185ZM189 239L191 240L192 237L189 238ZM204 239L208 240V237H207V238H204ZM233 239H234V238H233ZM236 239H238V238H236ZM11 240H12V239H11ZM17 240H18V239H17ZM70 240H71V239H70ZM70 240H69V238H68V239H66V242L69 243ZM157 240H158V238H157ZM157 240H156V241H157ZM167 240H168V239H167ZM174 240H175V239H174ZM240 240H241V239H240ZM15 241H16V240H15ZM36 241H37V240H36ZM108 241H109V240H108ZM130 241H131V240H130ZM135 241H136V243L138 242L136 239H135ZM183 241H185V240H183ZM241 241H243V239H242ZM22 242H23V241H22ZM112 242H113V241H112ZM151 242H152V241H151ZM222 242H223V241H222ZM224 242H225V241H224ZM224 242H223V243H224ZM253 242H255V241H253ZM13 243H14V241H13ZM110 243H111V242H110ZM116 243H117V242H116ZM139 243H140V240H139ZM139 243H138V246H139ZM142 243H143V245H144V242H143V241H142L140 244H142ZM181 243H182L183 246H184V242H181ZM181 243H180L179 245H181ZM11 244H12V243H11ZM65 244H66V243H65ZM90 244H91V243H90ZM101 244L105 245L103 242H102ZM146 244H147V243H146ZM235 244H236V243H235ZM15 245H16V244H15ZM32 245H33V244H32ZM55 245H56V244H55ZM113 245H114V243H113ZM113 245H112V247H113ZM117 245H118V244H117ZM176 245H177V243L175 244V247H176ZM186 245H188V239H187V244H185V247H187ZM195 245H196V244H195ZM233 245H234V244H233ZM253 245H254V244H253ZM253 245H252V246H253ZM11 246H12V245H11ZM17 246H18V245L15 246L16 249L18 248ZM34 246H35V245H34ZM69 246H70V244H69ZM91 246H92V245H91ZM188 246H189V245H188ZM202 246H203L202 248H204V247L206 246L205 248L208 249L209 251H211L212 253H216V252L220 251L221 249H224V248H225V247L223 248V244H221V242H219V241H215V240H210V241H208V242L206 243L205 246H204V245H202ZM8 247L10 248V243H9V246H8ZM19 247H20V246H19ZM86 247H87V246H86ZM89 247H90V246H89ZM92 247H93V246H92ZM134 247H135V250H136V248H138L137 245L134 246ZM134 247H133V249H134ZM145 247H146V245H145ZM260 247H261V246H260ZM115 248H116V244H115ZM140 248H141V245H140ZM147 248H148V247H147ZM251 248H252V247H251ZM14 249H15V248L12 249V247H11V249H10L11 252H13ZM18 249H19V248H18ZM58 249H59V248H58ZM125 249H126V248H125ZM143 249H144V247H143ZM148 249H149V248H148ZM175 249H179V248H175ZM261 249H263V248L261 247ZM88 250H90V248H88ZM131 250H132V248H131ZM145 250H146V249H145ZM145 250H144V253H145ZM149 250H151V249H149ZM202 250H203V249H202ZM254 250H255V248H254ZM256 250H257V249H256ZM258 250H259V249H258ZM3 251H2L1 253H3ZM68 251H69V249H68ZM84 251H86V249H85ZM113 251H114V250H113ZM121 251H122V250H121ZM121 251H120V252H121ZM136 251H137V250H136ZM136 251H135V253H137V254H139V253L141 252V251H140V252L138 251V252H139V253H138V252H136ZM181 251H182V249H181ZM204 251H206V250H204ZM204 251H203V252H204ZM223 251H224V250H223ZM7 252H8L7 250H6V252H4L5 255H6V257H7ZM11 252H10V253H11ZM21 252H22V250H21ZM25 252H26V251H24V253H25ZM142 252H143V250H142ZM147 252H148V251H147ZM178 252H179V251H178ZM178 252L176 251V253H177V254L175 253L176 256L178 255ZM26 253H27V252H26ZM49 253H50V252H48V254H49ZM68 253H69V252H68ZM71 253H72V251H71ZM87 253H88V252H87ZM110 253L112 254L113 252H111V250H110ZM116 253H117V249H116ZM118 253H119V252H118ZM183 253H184V252H183ZM221 253H222V251H221ZM227 253H228V252H227ZM243 253H244V251H243ZM245 253H246V251H245ZM255 253H256V252H255ZM255 253H254L253 250H251V251L248 252L245 256L243 255V256L241 257L242 260L240 259V264H258V263H257L258 260H259L258 257H259V255L262 256V254L256 255L258 252H257L256 254H255ZM259 253H260V252H259ZM17 254H18V253H17ZM20 254L22 255L23 253H20ZM83 254H84V253H83ZM113 254H115V253H113ZM11 255L13 256V254H11ZM21 255L19 256V254H18V255H16V256L13 257V258L16 259V257H17L16 261H18V259H21ZM26 255H27V257H28V254H26ZM26 255H25V256H26ZM88 255H89V253H88ZM205 255H206V253H205ZM207 255H208V254H207ZM0 256H1V255H0ZM18 256H19V258H18ZM79 256H81V255H79ZM127 256H128V255H127ZM136 256H137V255H136ZM139 256H143V255H140V254H139ZM179 256H180V253H179ZM183 256H184V255H183ZM240 256H241V254H240ZM3 257H4V256L2 255L0 259H3ZM6 257H5V258H6ZM115 257H116V256H115ZM117 257H118V256H117ZM120 257L122 258V256H120ZM128 257H129V256H128ZM128 257H127V258H128ZM224 257H225V256H224ZM237 257L239 258V255H238ZM237 257H236V258H237ZM5 258H4V259H5ZM93 258H94V257H93ZM111 258L114 259V256H113V257L110 256V259H111ZM125 258H126V257H125ZM127 258H126V259H127ZM130 258H131V257H130ZM130 258H129V259H130ZM140 258H141V257H140ZM150 258H151V257H150ZM188 258H189V257H188ZM233 258H235V257H233ZM262 258H263V256H262ZM8 259L11 260L12 257H10V258L7 257V260H8ZM50 259H51V263H52V264H65V263L67 262V259H68V254L66 253V250H65V249L58 250V251H55V252L51 255ZM77 259H78V258H77ZM95 259H96V258H95ZM95 259H93V261H94ZM136 259H137V258H136ZM138 259H139V257H138ZM186 259H187V258H186ZM211 259H213V258H211ZM225 259H226V258H225ZM225 259H224V260H225ZM23 260H24V259H23ZM23 260H22V264H23ZM117 260H118V259H117ZM119 260H120V259H119ZM146 260H147V258H146ZM182 260H183V259H182ZM206 260H207V259H206ZM224 260L222 259V260L218 261V263H213V264H223V262L225 263L226 261H229V262H230V259H228V260L226 259V261H224ZM2 261H3V260H2ZM13 261H14V260H13ZM91 261H92V259H90V262H89V263H88V261H87V264H90ZM93 261H92V262H93ZM208 261H210L209 258H208ZM231 261L233 262L232 258H231ZM236 261H237V259H236ZM10 262L12 263V261H10ZM10 262H9V264H10ZM18 262H19V261H18ZM110 262H111V261H110ZM114 262H115V260H114ZM114 262H113V263H114ZM130 262H131V259H130ZM134 262H136V261H134ZM134 262H133V263H134ZM144 262H145V261H144ZM232 262H231V263H232ZM0 263H1V262H0ZM19 263L21 264V262H19ZM73 263H74V262H73ZM99 263L102 264V262H99ZM99 263H95V264H99ZM113 263H112V264H113ZM133 263H132V264H133ZM137 263H138V261H137ZM178 263L180 264V261H178ZM233 263H234V262H233ZM233 263H232V264H233ZM259 263H260V261H259ZM1 264H2V263H1ZM4 264H5V263H4ZM6 264H8V263L6 262ZM15 264H17V262H16ZM85 264H86V263H85ZM115 264H116V262H115ZM129 264H131V263H129ZM134 264H135V263H134ZM146 264H147V262H146ZM182 264H183V263H182ZM204 264H205V262H204ZM207 264H208V262H207ZM225 264H226V263H225ZM234 264H235V263H234ZM262 264H263V262H262Z\"/></svg>",
	"mask_w": 264,
	"mask_h": 264
}]
</instances>
